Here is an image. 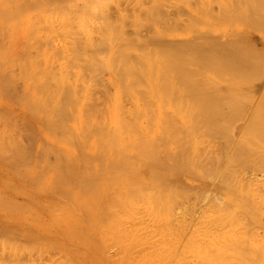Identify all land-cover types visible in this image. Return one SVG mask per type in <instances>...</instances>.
<instances>
[{
  "label": "rangeland",
  "instance_id": "obj_1",
  "mask_svg": "<svg viewBox=\"0 0 264 264\" xmlns=\"http://www.w3.org/2000/svg\"><path fill=\"white\" fill-rule=\"evenodd\" d=\"M0 1H2V0H0ZM24 1H26V0H21V4H23L24 3ZM29 2H30V4H32V2H33V4H32V6H31V9H30V7H29V4H28V7H29V9H28V7L25 9V8H23V10L21 11V14H20V16L19 17H16L15 19H12L11 21H10V23H11V26H12V29H13V27H15L17 30H11V31H15V34H17L15 37H16V39L18 40H16L17 41V43H16V41H15V38H13L12 40H11V42H13V40L15 41V43L17 44H15V43H12V44H14V45H12L13 47L14 46H16L15 48H17V49H14V52L16 53V54H14V55H17L18 56V58H16V60L18 59V62H16L17 64L16 65H14L13 66V68L11 67V69L12 70H9L10 71V73L11 74H13L16 78H17V81L15 82V87H13L12 88V91H10L9 93L7 92V94H9V95H6L5 96V94H3V92L4 91H2V93H1V91H0V96L2 97H0V99L1 100H3V101H1L0 100V118H1V116H4L3 117V120H4V126H2V125H0L1 127H2V133H0V137H1V135H2V137L3 136H5L6 134V136H10V139L13 141V139L12 138H14L15 136H19V140H18V138H17V140L18 141H20V139H21V145H20V142L18 143L22 148H24L25 146V149H23V150H21V151H19L20 153L22 152L23 153V151L24 150H26V154L24 153V155L22 154V156L20 157L21 158V160H20V158L18 159V161L15 159V161H14V156H12V154L14 153V155H18L17 157H19L20 155L19 154H15V152L16 151H14V149L18 146L19 147V145H14V144H16V142H18V141H16L14 144H13V146L14 147H12L11 148V146H10V150H12V151H14V152H11L10 151V153L9 152H7V151H9V148H4V147H6L9 143H11V142H9L10 140H9V138H6V137H4V138H6L7 140H5V141H8L9 143L8 144H6L7 142H3L4 141V139H3V143H5V145L6 146H2L1 144H3V143H1L0 144V150H3V148H4V150L5 149H8L6 152H7V154H5V155H3V153H2V155L5 157H3V156H0V263H2L1 262V260L4 262V263H2V264H32L33 262V264H60L61 262H63L64 264L66 263V262H68L70 259L71 260H75L76 261V259H73V257L75 258V256L77 255V252L79 251L78 249L80 248V251H81V249H82V252H83V254L81 253V255H80V253H79V255L80 256H78L77 255V257H79L82 261H84L83 260V257H82V255L83 256H85V257H87V258H85V259H89L88 257L90 256V258L92 257V259L94 260V258L96 257V254H93L94 252L93 251H95V252H98V257L100 258V257H102V258H100L101 260L100 261H102V259H103V262H102V264L104 263V260L106 261L104 264H107L108 262H109V264H113V261L110 263V261L113 259V258H116V259H118V258H121L120 257V255H122V256H124L123 255V253H121L120 254V250H121V247H120V250L118 249V247H116V245H115V243H118V240H116V242L114 243L113 241H114V239H113V241H110L109 239L110 238H107L106 239V244H107V246H105V245H102V243H101V245H98V239H99V235L97 234L99 231L98 230H96V233H94L93 231H95L94 229L96 228L95 226H96V224H97V221L98 220H96L95 222L96 223H94V225L95 226H90L91 224L93 225V223H91V224H89L88 222H91V221H93L94 222V220H95V218L96 217H98L99 216V214H97V211H98V213H99V210H97V209H99L98 208V206L97 205H103V201H105V199L108 197V195L109 194H106L103 198H102V201H101V203L99 202V200L97 201V202H99L98 204L96 203V197L94 198L95 200L93 201V202H90V204H87V202L86 201H92V199L93 198H89L88 196H85V198H88V199H86V200H84L85 201V203L87 204L86 206H87V208H88V205L89 206H91V207H89L90 209H91V211H93L92 213H90V209H88V210H85V207L86 206H84L83 205V207L82 206H78L80 203H78V205L76 206V204L74 205V206H72L73 205V203L76 201V200H79V198H77V197H79V196H77L76 197V194L75 195H73L74 194V192L76 191V190H78V191H80L81 192V190H80V188H77V189H75L74 187H78V185H77V181H76V178L75 177H77V176H74L72 173H70V172H68L67 170H66V172H68V176H66L67 174H65L66 172L65 171H63V173L61 172H58V171H60L63 167V170H65V164L67 165V163H69L70 162V167L73 165V163H72V165H71V162L73 161L74 162V159H76L78 156H77V154L75 153V152H73V153H71V154H73L72 155V157L71 158H74V156H75V158L72 160V161H69V162H65L64 160L66 159V161H68V158L67 157H69L68 155H66L67 153H66V151L68 150V149H70V148H68V146L69 147H71V146H74V145H72L69 141H73V142H75L76 141V139H75V141L73 140L74 138H72L71 137V139L72 140H65V139H67V138H69V136H71L70 135V133H71V131L72 130H74L76 127H75V124H77V123H79V120H78V117H75V116H78V113L76 114L75 113V111L76 110H73L75 107H78V106H75V100H76V98H77V104H79V105H81L80 107L81 108H83V110L84 109H89L90 107H89V104H90V106L92 107V106H95V104H91V103H89L88 105H86V104H83V102L86 100V98L85 97H82V93L84 94V91H85V89H86V93L88 92L87 91V88H88V90L90 91V92H92L91 93V96H93V97H91V96H89L90 98H92V100H93V98L95 99V97L97 98H99V96H96V95H98V94H103V95H100V96H102V97H104V98H102V97H100V103L101 104H103L102 102L104 101V104L106 105L107 103H105V100H106V102H108V98H110L111 99V97H108V98H106V96H111V94H112V97H113V91L115 92V86H114V84L111 82V80H110V78H111V72L107 69V68H104L103 69V67H102V65L103 64H101V62H100V64H97L95 61V56H94V54L92 55L91 54V50L89 49L90 47H91V49H94V45H95V42L94 41H97L96 43H98V41H100V39L101 38H103V37H105L103 34H104V30H105V26L107 25V24H109V22H111L112 23V25L114 24L115 25V23H116V25L114 26V27H116V28H119V27H122V31H124V33H125V36L128 38V37H130V39H137L139 36L138 35H140V34H142V35H140V37L142 36V38H140L139 37V39L140 40H142V41H144V39L146 40V41H148V38H149V42H150V46H148V47H151L150 49L147 47V49L148 50H150V52L152 51V52H157L158 50H163V46H165V45H156L155 43H153L152 41H151V38H153V36L155 35V37L157 36L156 35V33L158 32V30H159V32L157 33L158 34V36L161 34L160 32H168V33H166V36H165V34H164V39H165V41L166 42H168V44H169V42H171V43H173L174 42V44L176 45V43H177V45H178V43L180 44V43H185V42H187L186 40H190L191 38V40L190 41H193V37H194V39H196L197 38V41H200L202 38H204V39H202V41L204 40V41H206L205 39L209 36L210 37V35H211V39H213V38H215L214 37V34L216 33L217 35L218 34H220L219 36L220 37H223L224 36V33H225V37L227 36V38H229V39H231L230 38V36L233 38V37H236L238 34H237V32L239 31H237L236 29H240V33H239V35L241 36V34H247L248 32H252V30H250L251 29V25L249 24L250 22H252L253 20H255L256 19V17L255 18H253V19H250V17H248L249 15H247V17L246 18H244V20H243V16L244 15H246V14H251L252 13V11L254 12V15L255 14H257L256 16H258L259 18H257L256 20H258V19H260V20H258L257 21V23L259 22H263L264 21V18H262V17H264V13H262V12H264L263 10H264V0H256V1H258V3L260 4V5H262L261 7L260 6H257V5H259L257 2H256V6L254 7V5L255 4H253V3H255L254 1H253V5H252V7H251V0L249 1H247L246 2V0L245 1H243V0H230V1H232V2H230L229 0H223L224 1V3L222 2V0H157V1H155V0H139V1H134V0H109V1H104V0H101V1H104L105 2V5L103 4V6H101V4L103 3V2H101L100 0H49V2L46 0V3H45V0H35V1H33V0H28ZM40 3H39V2ZM66 1V2H65ZM112 1V2H111ZM129 1V2H128ZM130 1H132V2H130ZM134 1V2H133ZM143 2V3H140V2ZM163 1V2H162ZM221 1V2H220ZM228 3H226V2ZM238 1H239V3L240 2H242V3H240V4H247L246 5V9L244 8L245 6H243L242 8V12H243V10L245 11L244 13H246V14H242V12H241V10H240V12H239V10H238V8L240 7V6H242V5H239V3H238ZM34 2H38V3H34ZM50 2H51V4H50ZM117 2V3H116ZM158 2V3H157ZM246 2V3H245ZM250 2V3H249ZM262 4H261V3ZM1 3V2H0ZM42 3H45V5H43ZM98 3V4H97ZM101 3V4H100ZM220 3V4H219ZM222 3V4H221ZM249 3V4H248ZM20 4V3H19ZM20 4V5H21ZM26 5H27V2L25 3ZM24 4V5H25ZM38 4H39V6H38ZM42 4V5H41ZM96 4V5H95ZM227 4V5H226ZM232 4V5H231ZM237 4V5H236ZM36 7L37 6V8H34V6ZM41 5V6H40ZM48 5H50L49 7H48ZM57 5V6H56ZM66 5V6H65ZM77 5H78V9H77ZM88 5V6H87ZM142 5V7H144V8H140V6ZM210 5V6H209ZM220 5H221V7H220ZM222 5H224V6H222ZM235 5H236V7H235ZM23 6V5H22ZM68 6H71V7H69V9H72V12H71V10H69L67 7ZM95 6V9L94 10H96V8H97V12H95V14L96 15H91L92 13H94V10H92L93 9V7ZM108 6V7H107ZM118 6V7H117ZM232 6H233V8H232ZM250 6V7H249ZM40 7V8H39ZM53 7H54V9H53ZM59 9H58V8ZM74 7V8H73ZM105 7H106V9H105ZM210 7V8H209ZM220 7V8H219ZM228 7V8H227ZM248 7V8H247ZM257 8L256 10H258V8L259 9H263V10H259V11H254L253 9H251V8ZM49 8H51V10L49 9ZM55 8H56V10H55ZM76 8V9H75ZM89 8V9H88ZM208 8V9H207ZM228 10H227V9ZM235 8V9H234ZM41 9H44V10H42L43 12H42V14H43V16H41L42 14H40V11H41ZM47 9V10H46ZM50 10V12H52V13H54V12H56V13H54V14H56V16H58V12L60 13V11H61V14H64L63 12H62V9H63V11L66 13V15L67 16H69V17H67V16H65V14L62 16L63 18H61V17H59V18H61L60 20H61V22H59L58 21V23H56L54 20H53V25H52V21H51V23H50V26L48 25L49 23H47V21H48V19H50V18H48V17H50V16H48V15H51L50 14V12H49V10ZM84 9V10H83ZM120 9V10H119ZM138 9H139V11H138ZM142 9V10H141ZM145 9V10H144ZM204 9H207V10H205L204 11ZM210 9V10H209ZM225 9V10H224ZM233 9V10H232ZM239 9H241V7L239 8ZM248 9V10H247ZM250 9H251V12H250ZM33 10V11H32ZM55 10V11H54ZM83 10V11H82ZM87 10V11H86ZM155 10V11H154ZM247 10V11H246ZM46 11H47V13H46ZM68 11L70 12V13H73V14H70V13H68ZM78 11V12H77ZM89 11V12H88ZM90 11H91V13H90ZM99 11H100V13H99ZM142 11H144V12H142ZM214 11V12H213ZM234 11V12H233ZM236 11H238V12H236ZM249 11V13H247ZM262 11V12H261ZM77 13V15H76V13ZM86 12H88V13H90V15H86L85 13ZM145 12H146V14H145ZM152 12H154V13H151ZM199 12V13H198ZM205 12V13H204ZM209 12V13H208ZM217 12V13H216ZM223 12H225L224 14L225 15H223L222 13ZM237 14H236V13ZM259 12H260V14H261V16H260V14H259ZM37 13L39 14V15H37ZM68 13V14H67ZM83 13H84V15H83ZM87 13V14H88ZM109 13V14H108ZM111 13V14H110ZM158 13V14H157ZM203 15V17H202V15ZM215 15H214V14ZM220 15H219V14ZM230 13V14H229ZM73 15V16H70V15ZM108 14V15H107ZM149 14H151V16L153 15L154 16V19L149 15ZM195 14H196V16L197 17H195ZM206 14V15H205ZM208 14H210L209 16H208ZM234 14V15H233ZM243 15V16H240V15ZM34 15H36V16H34ZM44 15H46V16H44ZM82 15L83 16H86V17H89V16H92V18L91 17H89V22L88 21H86V18H85V20L84 21H86V22H88L87 24L86 23H83L84 21H82V18L84 19V17H82ZM132 15V16H131ZM201 15V16H200ZM216 15H217V17H216ZM230 15V16H229ZM238 15H239V17H238ZM254 15H252L251 14V16L252 17H254ZM32 16H34V17H32ZM55 16V15H54ZM55 16V20L57 19V17ZM94 16L96 17L95 19H94ZM109 16V17H108ZM111 16V17H110ZM113 16V17H112ZM156 16V17H155ZM162 16V17H161ZM215 16V17H214ZM222 16V17H221ZM229 16V17H228ZM32 17V18H31ZM42 17H45V18H42ZM71 17V20H72V18L74 19L73 20V22H68V21H71V20H69L68 19V21H67V19L66 18H70ZM128 19H127V18ZM133 17V18H132ZM148 19V20H146V18ZM207 17H210V18H207ZM213 17V18H212ZM233 17V18H232ZM235 17V18H234ZM242 19H241V18ZM31 18V19H30ZM33 18H34V20H33ZM48 18V19H47ZM53 17H52V15H51V19H52ZM110 18V19H109ZM121 18V19H120ZM139 18V19H138ZM142 18H144V21H142L143 19ZM155 18H157V19H155ZM163 18H165V19H163ZM202 20H201V19ZM206 18V19H205ZM218 18L220 19V20H218ZM237 18V19H236ZM28 19V20H27ZM42 19V20H41ZM43 19H45V20H43ZM54 19V18H53ZM66 19V20H65ZM77 19V20H76ZM93 19L95 20V21H93ZM97 19V20H96ZM101 19V20H100ZM126 19V20H125ZM159 19V20H158ZM198 19V20H197ZM200 19V20H199ZM210 19V20H209ZM211 19H213V20H211ZM239 19V20H238ZM246 19L247 20H249L250 19V21H246ZM261 19H263L262 21H261ZM30 20H32V21H30ZM38 20L39 21V23H38V21H37V24H36V21ZM62 20H64V21H62ZM88 20V19H87ZM136 20H139V21H142V23L141 22H139L140 24H143L144 23V25L143 26H141L140 24H136V23H138ZM205 20V21H204ZM236 20V21H235ZM241 20H243V21H241ZM26 21V22H25ZM34 21V22H33ZM44 21V22H43ZM68 22L67 24V27L65 28V26L66 25H62V24H60V23H63V22ZM90 21L92 22V23H90ZM106 21H108V23L106 22ZM125 21H127L126 23H125ZM135 21V22H134ZM213 21L214 22H216L217 24H213ZM223 21V22H222ZM225 21V22H224ZM228 21V22H227ZM230 21H231V24H229L230 23ZM244 21H246L248 24H246V22L244 23ZM26 23V26H25V23ZM31 22V25L29 24V23ZM33 22V23H32ZM48 22H50V20L48 21ZM107 24H106V23ZM130 22V23H129ZM147 22V23H146ZM202 22V23H201ZM235 24H234V23ZM256 21H254V24L252 23V25H255L256 26V29L254 28V27H252V28H254V32H250L253 36V38L252 37H250L251 38V41H249V44L251 45V47H253V48H251L250 47V45L248 44V42H247V44H244V43H246V42H241V41H243V40H246L244 37L245 36H247V35H245L244 34V36H241V39H240V37L238 38V36H237V38L240 40V42H241V44L243 43L244 45H246L245 46V48H248L249 47V51L247 50V49H243V46H242V48L241 47H237L236 46V48H241V49H239V50H241L240 52H242L243 53V51H245L244 53H245V57H246V60L248 61V59H249V61L248 62H250L251 63V65L252 64H254L255 66H254V68H256V70H257V73H256V75H253L254 77H256L257 76V78H255V79H260V81H258L257 80V82H255L256 80L255 79H249V81L248 80H245V81H242V79H241V77L240 78H238V76H240V75H238L237 76V78H238V80L239 79H241L239 82H241V84L239 83V82H237V85H241V87H243L242 88V92L244 93V91H246L247 89L249 90V89H251L250 91H252L254 94V96L252 97L251 96V94H252V92H248V90H247V92H245L243 95H239V94H241L240 92H241V89H238L239 87H237V90H236V82L234 81L235 79V75L238 73L239 74V72L237 71V73H236V67L234 66H232V67H230V68H232V70L231 69H229L228 67H226V65H225V63H224V61H223V67H224V69L225 68H227V69H223L224 71H228V70H231V71H233L232 73H229V72H227L228 74H233V73H236L234 76V78H230V77H233V75L232 76H230V75H228L226 72L224 73V72H222L221 73V70H220V66H219V63L218 64H216L217 62H215V64H216V70H218V71H220V73L219 72H217L216 71V73H218L220 76H221V74L223 75V76H221L222 78L224 77V75H226V77L225 78H223V79H225V81L223 80V79H219V78H221V77H218V79L216 78L217 76H216V74L214 73L215 71H214V68H212V67H210L211 69H213V71L211 72V73H214V75L216 76L215 78L214 77H212L211 79L209 78V76H207L208 75V73H206V72H209L207 69V65H203V67H201V68H203V69H205V68H207V69H205V70H207L206 72H205V70L203 71V72H205L206 73V78H205V82H207V85L206 86H208V87H204L205 85H203V87H204V90H205V88H206V90L207 89H209L210 90V86H211V88L213 87L211 84H212V82L214 81L216 84V86L214 85V88H215V90L216 89H219V91H223L222 93H223V95L222 96H225V97H229V93H237L238 94V92H239V98L241 99H243V106L245 107H243V109L245 110V112H244V110H243V112L244 113H239V112H237V106H234V109H232L233 108V105H230V106H228V109L226 108V110H224L225 112H222L221 113V116H220V113L219 114H217V119H213L212 121H214L213 123L214 124H212V122H210V123H208L209 125H207V123L205 124V122H204V124H203V122L199 125V127H198V125L196 124V120H195V118L196 117H194L195 116V114H193V113H191V110L189 111V113H188V109H187V111H186V113L188 114V116H191V117H188L187 116V114L185 113V115L186 116H182L181 114H180V116H181V118H183V117H187V118H189V119H187V120H189V123L187 122V120L185 119L184 120V118H183V120H180L179 121V119H180V116H178L177 115V113H178V111L180 110H184V108H182V107H184L183 105H184V103H180V104H182V105H180L179 104V102L178 101H176V100H174V102H173V104H172V102H171V104H172V106L175 104V102L177 103V104H179L178 106H177V104H175L176 105V107H175V111H176V108H178L179 109V107L181 108V109H177V113H175L177 116H174L173 115V113L175 112L174 111V106L171 108L170 107V102L168 103V101H169V97L167 96V95H165L164 97H166L167 98V102H166V100L164 99V97H163V99H162V94H160V93H154L155 94V98L157 99V101H159L158 99H162V100H160L159 102H156V100H155V98H151L150 97V102L152 101V99H154L153 101L154 102H156V103H154V105H153V102H151L152 103V105L153 106H155V107H153L151 110H153V109H157V110H155L156 111V113L154 114L155 115V121L157 122V124L155 123V121H152L153 123H150V124H148V122H151L150 121V119L148 120V118H147V124H148V126H150L151 124V126H152V128H151V126H150V128H147V129H156V132L155 131H153L154 133L153 134H155V133H157V125H160V124H163V123H165L163 120L162 121H160L159 119H162L163 118V116L165 115V113L166 112H168L167 114H169L170 112L172 113H170L169 115L171 116V115H173V116H168L167 114H166V116H164V117H166V118H168L167 120L168 121H171V119L174 121L173 123H172V121L171 122H167L166 121V123L167 124H172V126L173 127H175V123H176V128H175V130H178V131H173V132H177L178 133V136H177V133L175 134H173V132H172V134L174 135V141H172V139H173V135H169V133L167 132V139H168V137L169 136H171L172 137V139H171V137H170V139H171V141H170V139H169V141L170 142H168L167 141V139L165 140L167 143H165V141L163 142V140H164V138L161 140V138L164 136V137H166V134H162L161 132L162 131H160L161 130V128H163V127H160V126H158V129H160L158 132H159V135L160 134H162L161 135V137L159 138L161 141H159V145L161 144V145H163L162 147H159L158 148V143H157V141L159 140H157V138L159 137L158 136V134H157V136H156V134H155V136L157 137H155L154 139H153V141H152V139H151V141H152V143L150 142V143H148L149 145L150 144H154L153 145V147L155 146V147H157L158 149H159V151H161V153L162 154H159L160 156L161 155H163V153L165 152V154H166V156H168L167 158H168V162H167V164L165 165L164 163V165L165 166H167V165H169V166H167V167H169V170H168V168L166 169L165 168V166H163V164L162 165H159L160 164V162L161 161H157L156 162V159H158V158H160V156H158L157 158H154L153 159V161L151 162L150 160H152L151 158H153V157H149V159L147 158V162H149V163H147L148 165L147 166H150L149 164H151V169L148 167L147 168V172H148V174L147 175H149V169H150V175L149 176H153L152 178H150L149 176H147V192L149 191V192H151V195H152V193H154L155 195L157 194V197H155L154 195H150L151 196V198L150 199H152V198H155V200L156 199H158L159 200V198H160V195H161V191H162V195L161 196H163L162 198H160L161 200L163 199V201H161V200H159V201H155L154 199L151 201V202H153V201H155V202H153V203H151V202H149V200H148V202H147V206H148V210L149 211H151V212H153L152 211V208H153V210H154V207L153 206H155V208H156V210H155V212L156 211H158V210H160L161 211V213H160V216L159 215H155L157 218H160V221H159V219H156V221H155V218H153L154 216V214H159V213H150L149 211H147V212H145V210H144V213H147L146 215H145V217H144V215H142V217H144L145 218V220H146V222L148 223V224H146V223H144L145 222V220L144 219H142L141 217H140V215L141 214H144V213H142V210L141 209H144V208H139L137 205V208H136V206H135V208L134 209H136V210H141V211H135V213L133 214L135 217H137L138 215V217H137V219L140 217V220H137L136 218H135V220L134 219H132V220H134V222H136V220H137V222L136 223H138V221H142L143 220V222H142V225L140 224V226H137L138 228V230H139V227H144V228H147L146 230L148 231V233H147V231L144 229V228H140V231H142L143 229V231L142 232H144V231H146V233H143V235L145 234H147V237H148V239H149V241H151L152 239L151 238H154V239H156L155 237H157V236H159V237H157V239L156 240H158V243H163L162 244V246H161V244H158L157 242H156V240H155V242L158 244V245H160V246H157V247H163V246H165V250L163 251V248L161 249L162 250V255H163V257H164V259L162 260V261H159V263L160 262H163L162 264H173V262H175L174 264H233V262H234V264H264V124H261V123H259L260 125H258V124H253V123H249L248 121L250 120V118L251 117H253L254 116V114H255V110H256V108H257V106L258 105H261V107L259 108V109H264V105L262 106V104L264 103V101L263 100H259V98H264V76H262V74H263V72H262V74L260 75V73H261V71H264V66H262L261 64H262V61L264 60L263 58H264V56H262L263 54H264V31H262V29L261 28H264V23H263V25L261 24V28L260 27H258L259 25L257 24V23H255ZM42 23H43V25H42ZM73 23V24H72ZM85 24V26L87 27V29L89 30L88 32L89 33H87V31H83L84 29H82L81 30V28H79L80 27V25L81 24ZM95 23V24H94ZM99 23H100V25H99ZM133 23V24H132ZM219 23V24H218ZM222 23V24H221ZM71 24V25H70ZM102 24H104L103 25V27L101 26ZM106 24V25H105ZM132 26H131V25ZM147 24V25H146ZM228 26H227V25ZM243 25V27L241 26V25ZM247 26H249L250 25V29L249 28H247L248 30H250V31H248L247 29H245L246 28V25ZM33 25V26H32ZM37 25V26H36ZM134 25V26H133ZM169 25V26H168ZM216 25V26H215ZM218 25V26H217ZM219 25H220V27H219ZM223 25H225V26H223ZM238 26V28L237 27H234V26ZM25 26V27H24ZM32 26V27H31ZM63 28H62V27ZM97 26V27H96ZM139 26H141V27H139ZM147 26V27H146ZM164 26H166V27H164ZM232 26V27H231ZM239 26H240V28H239ZM245 26V27H244ZM35 27H37V28H35ZM40 27V28H39ZM43 27V28H42ZM53 27H55V29L53 30ZM81 27H83L82 25H81ZM96 27V28H95ZM101 27H102V29H101ZM153 27V28H152ZM160 27H162L163 29H164V31H160L162 28H160ZM168 27V28H167ZM217 27V28H216ZM224 29H223V28ZM230 27L232 28V29H230ZM258 27V28H257ZM14 28V29H15ZM43 30H42V29ZM49 29V30H47V29ZM85 28V27H84ZM101 29V33H100V29ZM158 30H157V29ZM227 28V29H226ZM246 30H244V29ZM260 28V29H259ZM29 29V30H28ZM40 31V32H38V30ZM45 29V30H44ZM51 29V30H50ZM86 29V28H85ZM86 29V30H87ZM97 29V30H96ZM137 29V30H136ZM226 29V30H225ZM235 29V30H234ZM241 29H242V31H241ZM24 30H25V32H24ZM34 30V31H33ZM174 30V31H173ZM216 30V31H215ZM218 30V31H217ZM222 30H225V31H222ZM231 30H233L232 32H233V34L235 33V31H237L235 34H237V35H231V33H230V31ZM264 30V29H263ZM10 31V32H11ZM22 31H23V33H26V37H25V34H23L22 35V37H21V33H22ZM30 31V33L32 34V32H36V33H33V35L34 36H32V38L30 39L29 38V41H27L28 40V36H27V33ZM51 31V32H50ZM82 31V32H81ZM97 31V32H96ZM103 31V32H102ZM136 31V32H135ZM156 31V32H155ZM172 31H173V33H172ZM208 31H210L209 33H208ZM228 31H229V33L230 34H228ZM245 31V32H244ZM44 32H46L45 33V35H44ZM48 32V33H47ZM85 34H84V33ZM99 32V33H98ZM170 32V33H169ZM208 33V34H206V35H208V36H206V38H205V36H203L205 33ZM214 32V34H212ZM12 33V32H11ZM29 33V34H30ZM37 33H38V35H37ZM41 33V34H40ZM86 33H87V36L89 37H87L86 36ZM98 33V34H97ZM128 33V34H127ZM137 33V34H136ZM139 33V34H138ZM153 33H155V34H153ZM227 33V34H226ZM250 33H248V36H250ZM257 33V34H256ZM13 34L14 33H12V37H13ZM43 34V35H42ZM52 34V35H51ZM89 34V35H88ZM133 34V35H132ZM167 34H169L168 36H167ZM188 34V35H187ZM198 34V35H197ZM200 34V35H199ZM98 35V36H97ZM100 35H102L103 37H101ZM134 35H135V37H134ZM195 35H197L198 37H202L201 39L199 38V40H198V37L197 36H195ZM202 35V36H201ZM17 36H20V37H18L17 38ZM30 36V35H29ZM30 36V37H31ZM37 36V37H36ZM49 36V37H48ZM52 36V37H51ZM90 36H91V38H90ZM133 36V37H132ZM136 36H138V37H136ZM145 36V37H144ZM152 36V37H151ZM216 36V35H215ZM219 36H217L216 38H215V40H218L217 42H219V40H221L222 38H220ZM247 36V37H248ZM11 37V38H12ZM27 38L26 40H24L23 38ZM33 37H34V40L36 39V40H38V41H34L33 40ZM97 37H99L100 39L98 40V38ZM154 37V38H155ZM224 37V38H225ZM39 38V39H38ZM94 40H93V39ZM153 38V39H154ZM166 38H167V40H166ZM187 38V39H186ZM223 38V39H224ZM250 38H247V39H250ZM263 38V39H262ZM90 39V40H89ZM129 39V38H128ZM179 39V40H178ZM186 39V40H185ZM226 39V38H225ZM234 39V38H233ZM236 39V38H235ZM238 39H236L235 40V42L237 43L236 45H241V44H238L239 43V40ZM20 40V41H19ZM40 40H41V42H40ZM47 40V41H46ZM49 40V41H48ZM92 40H93V42H94V45H91L90 44V42L92 43ZM171 40V41H170ZM226 40H228V39H226ZM8 41V40H7ZM6 41V42H7ZM31 41V42H30ZM89 41V42H88ZM145 41V42H146ZM201 41V43H203ZM26 42H27V44H28V46H27V44H26ZM38 42V43H37ZM43 42V43H42ZM85 42V43H84ZM148 42V43H149ZM189 42V41H188ZM225 42V41H224ZM252 44H251V43ZM254 42H255V44L257 45H254ZM31 43H34L33 45L31 44ZM37 43V44H36ZM42 45H41V44ZM51 43V44H50ZM74 43H76V45L78 46V45H80V47H79V49H78V47L76 48L75 46H74ZM78 43V44H77ZM87 43H89V45H91V46H89ZM153 43V44H152ZM170 43V44H171ZM223 43V40H221V44ZM43 44H44V46H43ZM174 44H172L173 46H174V50H175V45ZM186 44V43H185ZM185 44H182L183 46H186ZM199 44H200V42H199ZM204 44V45H203ZM202 45H201V47L204 49V46L206 47L204 50L205 51H207L208 50V45L206 46L205 44H206V42H204ZM220 44V42H219V45H221ZM2 45V44H1ZM0 45V46H1ZM26 45V46H25ZM34 46V47H36V48H33V47H31V46ZM38 45H39V47L41 48V51L39 50L40 48H38ZM89 46L88 47V49L91 51V52H88V50H86L87 48H84V49H81V47H83V46ZM149 45V44H148ZM154 45H156V47L155 48H157V49H155L153 46ZM247 45H249L248 47H247ZM42 46V47H41ZM94 46V47H93ZM157 46H161L160 47V49L157 47ZM173 46H172V48H170V45H168L167 46V44H166V47H164V49H172V52H173ZM179 46H181V45H179ZM188 46V45H187ZM28 47H31L30 49L28 48ZM153 47V48H152ZM167 47H169V48H167ZM178 47V46H177ZM176 47V48H177ZM221 47V46H220ZM219 47V48H220ZM233 47H235V46H232V48ZM38 48V49H37ZM59 48V49H58ZM22 49V50H21ZM43 49V50H42ZM47 49V50H46ZM50 49V50H49ZM77 49V50H76ZM152 49V50H151ZM155 49V50H154ZM186 49H188L187 50V53H188V55L189 54H191V55H193V53H194V49H191L190 48V46H188V47H185L184 49H183V51L184 50H186ZM243 49V50H242ZM258 49V50H257ZM25 50V51H24ZM34 50H35V52L37 53V54H34L33 52H34ZM39 50V52L41 53L42 51H43V53H41L42 54V56L40 57V55H39V52H37ZM52 50V51H51ZM59 50H60V53H59ZM148 50H147V52H148ZM157 50V51H156ZM192 50H193V52H192ZM228 51H229V49H227ZM234 50H235V48H234ZM253 50H254V52H253ZM32 51V52H31ZM190 51V52H189ZM209 51V50H208ZM247 51V52H246ZM257 52V55L258 56H260L259 54H261V57H258V61L259 62H256L255 61V57H257V55L255 54L256 52ZM13 52V53H14ZM59 54H58V53ZM149 52V53H150ZM185 52V51H184ZM219 52V51H218ZM249 52H250V54H249ZM57 53V54H56ZM94 53V52H93ZM169 53V52H168ZM186 53V52H185ZM184 53V54H185ZM220 53V52H219ZM32 54V55H31ZM44 54H45V57H44ZM55 54H56V57H55ZM62 56H61V55ZM183 53H182V55H184ZM195 54V53H194ZM249 54V55H248ZM27 55V56H26ZM30 55V56H29ZM39 55V57L36 59V56H38ZM58 55H60V57L58 56ZM88 55V56H87ZM96 55V54H95ZM172 55V54H171ZM188 55H184V57H189ZM190 55V56H191ZM248 55V56H247ZM256 55V56H255ZM90 56V57H89ZM94 56V57H93ZM97 56V55H96ZM106 56V55H105ZM104 55H101V56H98L97 58H99V57H101L102 59H104V58H106V57H108V56H106L105 57ZM149 56H150V54H149ZM169 56V55H168ZM179 57H180V55H178ZM193 56H195V55H193ZM250 56V58H247V57H249ZM15 56H13V57H11V61L13 60V59H15L14 58ZM152 57H153V53H152ZM166 57H167V55H166ZM174 57H176V54H175V56L173 55V59H174ZM184 57H182L181 56V58H183V59H185ZM192 57V56H191ZM225 58H226V56H224ZM263 57V58H262ZM40 58V60H41V65H43V66H41L42 68L41 69H39V70H41V72H42V74H44V78H45V80H46V78H47V80L45 81V80H43V81H45L46 83V86H49V85H53V87L55 86L56 87V90H57V86L58 85H60V84H58L57 82L58 81H60V80H63V82H67V83H65V85L66 84H68V83H70L71 84V86L72 85H74L75 87H77L76 88V90H75V92H77V93H80L79 94V99L80 98H83V102L81 101V99H80V102H81V104H80V102L78 101V97L76 96V98H75V100H73L74 102H73V105L75 106V107H73V109H72V111L75 113V115H74V113H73V115H72V113H71V116H70V112H72V111H70V109L72 108V106H68V107H70L69 109H68V107H66L65 108V112H64V114H63V116H67V119H66V116L64 117V119H66V120H68L69 122H67L66 120H64V125L66 124V122H67V124L66 125H68V127H70L71 129H69V131H70V133H67V132H69V131H67V132H64L63 134L64 135H66V133H67V135L69 134V136L68 137H64V139L63 138H61V139H63V140H65L64 142H66L67 141V143H65V144H63V146L65 145V148H66V144H71V146H70V144L69 145H67V148L68 149H65V151H64V149H62V148H64V147H62V148H60V149H62L63 151H64V155L65 156H67V157H65L64 155V157H65V159L64 160H61L62 158H63V156H62V154H61V156H62V158H60L59 156H57V155H55V153L56 152H59V151H55L54 153H53V155H52V153H51V155H50V153L48 152V149L50 148V152H52V147L51 146H55V144L56 143H60L61 141H59L58 142V139H57V137L60 135V134H57V133H60V132H57L56 134L54 133L52 136H56L57 135V137H51L50 135H48V130H44V128H45V126L43 127V126H40L41 124H42V121L43 120H45L46 118H45V116L47 115H45V116H43V118H45V119H42V117H41V119H42V121H41V119H40V123H39V117H40V115H44V114H41V112H40V114H38L39 115V117H37L36 119H35V117H33V119H32V117H31V115H30V113L29 112H27V110H25V107L23 108L22 107V104L17 100V98H16V96H18V94L20 93V94H24V92L26 93L28 90H27V88H31L32 90L34 89V86H39L41 83H37V81H35V79H33L32 81H30V82H28L29 80L27 79L26 81L28 82V83H30V84H37V85H33V86H31V87H29V85L27 86V84H25V80H23V76H24V73H23V70H25L26 69V67L24 66L25 65V63L26 62H28L29 60H31V61H33V62H35L34 60H38ZM47 58V59H46ZM150 58H151V56H150ZM154 58V57H153ZM153 58H151V60H153ZM162 58H165V55L163 54V57L161 56V60H162V62L164 61ZM169 58H171V57H169ZM168 57L165 59L166 61L165 62H167V60L169 59ZM190 58V57H189ZM33 59V60H32ZM56 59V60H55ZM59 59V60H58ZM95 61H94V60ZM100 59V58H99ZM102 59H100V61L102 60ZM221 59H223V57L221 58ZM260 59V60H259ZM58 60V61H57ZM61 60V61H60ZM70 60V61H69ZM88 60H93L91 63H95V64H97L96 66H98V65H100L102 68H100V71L102 70V72L104 71V70H106V72L105 73H100L99 71H97L95 68H97L98 69V67H95L94 68V70H96L98 73H100V75L102 74L103 76L102 77H105L104 79L106 80H108V82H106V81H104V79L102 80V82L104 81V85H105V82H106V85L105 86H107V83H109L110 85H108V87H110V88H106L104 85H103V83L102 84H100L99 82V84L101 85L100 87H99V90H98V88H96L99 84H96V82L94 83L93 81L96 79L95 77L97 76V78H100V76H98V75H96V76H94L93 77V75H95V73H93V75H91L90 73H88L89 71H87V68H90V67H86V61L88 62ZM98 60V59H97ZM159 60V59H158ZM224 60V59H223ZM254 60V61H253ZM54 61V62H53ZM72 61H73V63H74V61L76 62V63H72ZM160 61V60H159ZM159 61H157V63H156V73H154V75L155 74H157V72H158V68H162V67H159L160 65H161V61H160V63H158ZM169 61H172V59L171 60H169ZM66 62H68V63H66ZM255 62H256V64H255ZM39 62H37L36 61V63H34V69H35V67L37 66V64H38ZM55 63V64H54ZM61 63V64H60ZM63 63V64H62ZM164 63V62H163ZM257 63L259 64V66L257 67ZM27 64V66H29L28 64H30V62L29 63H26ZM51 64V65H50ZM67 65V67L66 66H64V65ZM68 64H73L72 66H68ZM94 64V65H95ZM157 64H160V65H157ZM166 64V63H165ZM221 64V63H220ZM39 65V64H38ZM51 66V67H49V69L50 68H52V69H47V71H50V73L49 72H47L45 69V67L44 66ZM58 65V66H57ZM74 65H77V68H76V66H74ZM87 65H90V61H89V64H87ZM217 65L219 66V67H217ZM23 66L25 67V68H23ZM63 66H64V68H67V69H69L72 73H70L69 72V70L67 71V69H65L68 73H70V75H71V77L70 78H68V76H70V75H68L67 74V72H66V74L64 73L65 71L63 70V72H62V70L60 71L59 70V68H61V69H63ZM92 66V65H91ZM158 66V67H157ZM190 67H191V65H189ZM38 67V66H37ZM44 67V68H43ZM86 67V68H85ZM193 68H194V65L192 66ZM246 67H248V66H245V71H248L249 70V67L248 68H246ZM261 67H262V69H261ZM29 68V67H28ZM31 68V67H30ZM54 68H55V70H54ZM84 68V69H83ZM195 68H196V66H195ZM210 68H209V70H210ZM219 68V69H218ZM233 68H235L234 70H233ZM45 71H44V70ZM86 69V70H85ZM93 69V68H92ZM221 69H222V67H221ZM239 69H241V68H239ZM243 69V68H242ZM259 69L261 70V71H259ZM14 70V71H13ZM51 70H52V73H51ZM60 71V73H59V71ZM83 70V71H82ZM87 71V73L85 72V71ZM90 70V69H89ZM99 70V69H98ZM238 70V69H237ZM8 70H7V72H9ZM19 71V72H18ZM79 71H81L79 74H77ZM235 71V72H234ZM241 71V70H240ZM6 72V73H7ZM16 72V73H15ZM41 72H40V75H41ZM85 72V74H89L88 75V77L91 75L92 76V78L89 80V78L87 77V75H82L83 73ZM97 72H96V74H97ZM49 73V75H51V77L54 79L55 78V81H56V83L58 84L57 86H56V84H55V81H53L52 80V78L49 76V75H47ZM62 74L61 76H63V75H65V80L66 81H64V77H60V76H58L59 78H63V79H60V80H57V75H59V74ZM64 73V74H63ZM76 73V74H75ZM36 74L38 75L39 73H37V69H36ZM53 74V75H52ZM57 74V75H56ZM75 74V75H74ZM217 74V75H218ZM37 75H35V76H37ZM39 75V76H40ZM48 77H47V76ZM67 75V76H66ZM79 75V76H82V78H79V80L77 79L78 77L77 76ZM210 75V74H209ZM212 75V74H211ZM210 75V76H211ZM229 76V79H226V78H228V76ZM74 76V77H73ZM84 76H86L87 78H88V80H85L86 78L84 77ZM110 76V77H109ZM153 76V75H152ZM152 76H150L149 78L151 79V77ZM157 76V75H156ZM252 76V77H253ZM262 78H261V77ZM41 78H42V76H40ZM154 77V76H153ZM251 77V78H252ZM253 77V78H254ZM29 78V77H28ZM41 78L39 79L40 80V82L42 81L41 80ZM58 78V79H59ZM84 78V79H83ZM148 78V80L151 82H148V80H147V82L148 83H150L149 85L150 86H147V90L149 91V89L152 91H149V92H147V96H148V94H149V96L151 95L152 97H154V94H153V90H152V88H154V87H156V86H158L159 85V81H156V80H158V78L156 77V80H155V82H154V84L156 83V82H158V83H156V84H158V85H154L153 84V82L150 80ZM155 78V77H154ZM213 78L215 79V80H213ZM102 79V78H101ZM101 79H99V81H101ZM198 79H199V77H198ZM209 79H210V81H209ZM232 79H233V81H232ZM36 80H38V77L36 78ZM52 80V81H51ZM71 80V81H70ZM73 80V81H72ZM153 81H154V79H152ZM218 80V81H217ZM221 82H220V81ZM223 80V81H222ZM237 80V79H236ZM237 80V81H238ZM250 80H252L253 82H251V83H253V84H251V85H249V87L251 86V88H249V87H247L246 88V90H245V86L246 85H248V84H250ZM79 81V82H78ZM80 81H84V82H81V84L83 85L82 87H81V85H80ZM87 81H89V82H87ZM96 81V80H95ZM209 81V82H208ZM212 81V82H211ZM31 82H34V83H31ZM39 82V81H38ZM49 82H50V84H49ZM53 82H54V84H53ZM77 82V83H76ZM93 83L94 85H92L91 83ZM224 82V83H223ZM229 84H228V83ZM234 82V83H233ZM23 83V84H22ZM44 83V82H43ZM43 83H42V85H43ZM59 83H61V81L59 82ZM87 83V84H86ZM203 83V82H202ZM211 83V84H210ZM222 83V84H221ZM232 83V84H231ZM247 83V84H246ZM69 84V85H70ZM77 84V85H76ZM152 84V85H151ZM204 84H206V83H204ZM210 86H209V85ZM225 84V85H224ZM51 85V86H52ZM64 85V86H65ZM78 85H80L79 86V89H78ZM88 85H92V87H90V89H89V87H88ZM103 85V86H102ZM218 85V86H217ZM222 85V86H221ZM259 85H261V90H262V94L260 93V95L258 94V93H256V88H258V86ZM19 88H18V87ZM226 86H228V87H226ZM235 87L234 89H232V87ZM60 87V86H59ZM67 87V86H66ZM68 87H70V86H68ZM67 87V88H68ZM80 87H81V89H80ZM96 89H95V88ZM105 89H103V88ZM149 87V88H148ZM220 87V88H219ZM17 88V89H16ZM21 88H22V90H24V91H22L21 90ZM61 88V87H60ZM59 88V89H60ZM82 88H84V91H81V90H83ZM91 88L92 89H94V90H98V91H100V89L102 90H104V91H106V92H100V93H98V91H97V93L95 94V91L93 92V91H91ZM114 88V89H113ZM53 89V88H52ZM51 89V90H52ZM62 89V88H61ZM60 89V90H61ZM66 89V88H65ZM69 89V88H68ZM72 89L74 90V88L72 87ZM109 89V90H108ZM231 91H230V90ZM32 90H31V92H32ZM54 90V89H53ZM112 90V91H111ZM205 90V92H208V91H206ZM238 90H240V91H238ZM30 91V90H29ZM55 91V90H54ZM79 91V92H78ZM82 93H81V92ZM139 91H141V90H139ZM143 91V90H142ZM227 91H229L228 93H227ZM238 91V92H237ZM11 92H13L12 94H11ZM58 92V91H57ZM108 92L109 93H111V94H109L108 95ZM204 92V91H203ZM217 92V91H216ZM5 93V92H4ZM75 94V95H78V94ZM85 93V94H86ZM107 93V94H106ZM151 93V94H150ZM226 93V94H225ZM3 94V95H2ZM87 94H90V93H87ZM93 94V95H92ZM157 94H160L161 95V97H160V95H158L157 96ZM229 94V95H228ZM246 94V95H245ZM250 94V95H249ZM81 95V96H80ZM95 95V96H94ZM257 95H259V96H262V97H258ZM83 96H85V95H83ZM217 96H218V92H217ZM219 96H220V94H219ZM248 96H250L249 98H248ZM256 96H257V98H256ZM4 97V98H3ZM159 97V98H158ZM237 97V98H238ZM84 98H85V100H84ZM97 98V99H98ZM149 98V97H148ZM220 99H221V97H219ZM226 98V99H227ZM230 99H228V100H226L225 98H223V100H226L227 102L228 101H230V104H233L234 102H232L231 103V97H229ZM248 98V99H247ZM253 98V102H252V104H250L251 103V101H250V99H252ZM254 98H256V101H255V99ZM97 99H95L96 101H98ZM109 99V100H110ZM124 99H125V97H124ZM124 99H122L123 101H124ZM173 99V98H172ZM172 99H170V101L172 100ZM187 99V98H186ZM242 99H241V101H242ZM258 99V100H257ZM95 100H94V102H92V103H96V106L98 107V109H100V110H103V109H101V108H103V107H101V106H105L104 104L103 105H101L100 107L101 108H99V101H98V103L97 102H95ZM164 100V102L162 103V101ZM188 100V102H189V104H190V101H189V99H187ZM187 100H185L186 101V103H185V110H186V107H188V102H187ZM192 100H194V99H192ZM222 100V99H221ZM88 101H90L89 99H88ZM88 101H87V103H88ZM126 101H128L127 99H126ZM129 101H131L130 99H129ZM149 101H147V105L149 106V105H151V103H149L148 104V102ZM173 101V100H172ZM184 101V102H185ZM244 101H245V103L246 104H244ZM261 101V102H260ZM166 102V103H165ZM180 102H182V101H180ZM192 103V105H193V102H195V101H191ZM248 102V103H247ZM255 102L258 104V105H256L255 104ZM260 102V103H259ZM84 103H86V102H84ZM108 103H110L111 104V102H108ZM125 102H123V104H124ZM157 103H159V104H162L160 107H158L159 106V104H157ZM129 103L127 102V104L125 103V105H127V106H129L128 108H131V104L130 105H128ZM169 105L168 107L170 108H168V110L164 107L165 105ZM186 104H188L187 106H186ZM190 104V105H191ZM256 106H255V105ZM83 105H84V107H83ZM86 105V106H85ZM108 105V104H107ZM106 105V109H108L107 106ZM124 105V106H125ZM246 105V106H245ZM251 105V106H250ZM254 107H253V106ZM95 106V108H97ZM123 106V107H124ZM85 107H87V108H85ZM89 107V108H88ZM150 107V106H149ZM149 107L147 108V111H148V109H149ZM162 107H164V108H162ZM232 107V108H231ZM248 107V108H247ZM158 108H160V110H161V112H159L160 110H158ZM236 108V109H235ZM246 108H247V111H246ZM68 109V110H67ZM90 109H92V108H90ZM105 109V110H106ZM127 109V108H126ZM172 109V110H171ZM190 109V108H189ZM232 109V110H231ZM100 110H98L99 111V116L100 117H103L102 118V121H104L103 123H107V124H109V125H107L108 127H109V129H110V131H111V122L110 123H108V122H106L107 121V117H106V114H108V111H105V112H107V113H105V116H102L101 114H100ZM150 110V109H149ZM162 110H163V112H162ZM170 110V111H169ZM184 110V111H185ZM235 110V111H234ZM70 111V112H69ZM89 111V110H88ZM97 111V110H96ZM166 111V112H165ZM179 111V113H183V115H184V111H181L180 112ZM231 111V112H230ZM256 111H260V110H256ZM52 113H53V111H51ZM50 112V113H51ZM57 112V111H56ZM76 112H78V111H76ZM84 112V111H83ZM91 112H94V111H91ZM228 112H230V113H228ZM232 112L234 113V114H232ZM42 113H45V112H42ZM67 113V114H66ZM86 113V112H85ZM154 113V112H153ZM157 113H158V115H157ZM159 113H161L160 115H159ZM225 113H227V114H225ZM57 114H58V112H57ZM57 114H55V116H58ZM68 114H69V116H68ZM86 114H88L89 115V112L88 113H86ZM94 114V113H93ZM92 114V115H93ZM95 114H98V112L97 113H95ZM103 114H104V112H103ZM149 114V113H148ZM147 114V115H148ZM151 114H152V112H151ZM191 114H193V115H191ZM240 114H243V115H241L242 117H240ZM51 116H53L54 114H50ZM85 115V114H84ZM90 115H91V113H90ZM153 114L151 115V117L152 116H154ZM160 116V117H157V116ZM223 115H224V117H223ZM225 115H226V118H225ZM245 115V116H244ZM16 116V117H15ZM48 116H49V114H48ZM50 116V117H51ZM98 116V117H99ZM107 116H109V115H107ZM234 116V117H233ZM6 117H8V118H6ZM21 117V118H20ZM71 117V120H69V118ZM99 117V118H100ZM162 117V118H161ZM192 117H194V118H192ZM215 117V118H216ZM222 117V118H221ZM229 117V118H228ZM12 120H11V119ZM16 118V119H15ZM57 118V117H56ZM95 118V117H94ZM93 118V119H94ZM109 118V117H108ZM157 118H159V119H157ZM166 118H164V120H166ZM190 118H191V120L193 119V122L191 121L190 122ZM249 118V120H247ZM6 119H8V123L9 124H6L7 123V121H5ZM20 119V120H19ZM52 119H53V117H52ZM78 120V121H76V120ZM85 119H86V116H85ZM97 120H99L98 118H96ZM96 119H94V120H96ZM101 119V118H100ZM154 119V118H153ZM234 120V122H232V123H227L226 125H225V121L224 120ZM241 119V120H240ZM243 119V120H242ZM10 120V121H9ZM21 120H22V122H25V123H22V124H20L21 123ZM54 120H55V117H54ZM109 120V119H108ZM159 121V124H158V121ZM14 121V122H13ZM86 121V123H87V120H85ZM102 121H100L99 120V122L102 124ZM183 121L185 122L184 123V125H183ZM194 121H195V123H194ZM215 121H216V123H215ZM218 121V122H217ZM222 121V122H221ZM2 122V121H1ZM73 122V123H72ZM77 122V123H76ZM11 123V124H10ZM55 123V122H54ZM56 123H58L57 121H56ZM75 123V124H74ZM156 124V126L155 125H153V124ZM165 123V124H166ZM177 123H178V127H177ZM182 123V124H181ZM195 125L194 127H193V124ZM220 123V124H219ZM14 124H16V125H14ZM19 124V127L17 126ZM23 124H25V126L23 125ZM45 124V123H44ZM69 124H70V126H69ZM105 124L103 125V129L105 130V129H107V130H105V132L107 131V132H109V129L107 128V126H105ZM166 124V125H167ZM171 124L170 125H168V126H171ZM174 124V125H173ZM181 124V125H180ZM188 126H187V125ZM212 125V128H211V125ZM216 124V126H213V125H215ZM234 124V125H233ZM6 125V126H5ZM8 125V126H7ZM66 125L64 126V127H66ZM78 125V124H77ZM76 125V126H77ZM111 125V126H110ZM179 125H180V127H179ZM190 125V126H189ZM203 125V126H202ZM207 125V126H206ZM224 125V126H223ZM16 126V127H15ZM79 126V125H78ZM100 126V125H99ZM102 126V125H101ZM104 126H105V128H104ZM155 126V127H154ZM162 126V125H161ZM167 126V127H168ZM183 126H184V128H183ZM201 126V127H200ZM231 126V127H230ZM30 127V128H29ZM74 129H73V128ZM94 127V126H93ZM154 127V128H153ZM160 127V128H159ZM166 127V126H165ZM164 127V128H165ZM166 127V128H167ZM173 127H171V129H173ZM185 127H186V129H185ZM220 127V128H219ZM223 127V128H222ZM259 127H260V129H259ZM14 128V129H13ZM19 128V134H17L16 132H17V129ZM22 128H24L25 130H26V132L24 131V129H23V131H22ZM42 128V129H41ZM113 128V127H112ZM166 128L164 129V130H166ZM197 128V129H196ZM236 128V129H235ZM47 129H48V127H47ZM67 129V128H66ZM184 129V130H183ZM188 129V130H187ZM192 130V132L190 131V130ZM196 129V130H195ZM213 129V130H212ZM228 129H230V130H228ZM259 129V130H258ZM68 130V129H67ZM77 130V129H76ZM151 130V131H152ZM163 130V129H162ZM163 130V131H164ZM211 130H212V132H211ZM262 130V131H261ZM11 131H15V134H17V135H15L14 136V134H13V132H11ZM20 131H22V133H20ZM29 131V132H28ZM39 131H42V132H39ZM65 131V130H64ZM148 131V130H147ZM227 131V132H226ZM229 131V132H228ZM233 131H234V133H233ZM5 134H4V133ZM73 132V131H72ZM80 132H81V130H80ZM93 132H95V130L93 131ZM190 132V133H189ZM35 133V134H34ZM50 133V132H49ZM74 133V134H73ZM72 133V135H74V136H77L78 135V133H79V131H78V133L77 132H73ZM96 133V132H95ZM190 135H189V134ZM222 133V134H221ZM263 133V134H262ZM4 134V135H3ZM10 134V135H9ZM25 134V135H24ZM61 134H62V132H61ZM62 134V135H63ZM75 134H77V135H75ZM81 134V133H80ZM80 134L78 135V136H80ZM147 134H148V136H147V138L152 134V132L151 133H149V131L147 132ZM150 134V135H149ZM224 134V135H223ZM231 134H234V135H231ZM11 135L12 136H14V137H12L11 138ZM90 135H92L91 136V140H90V142H92V139L94 138V136H93V134L92 133H90ZM169 135V136H168ZM25 136H27V137H25ZM34 136V137H33ZM76 137V138H79V137ZM82 136H85L84 137V139H81V136H80V139H81V142L80 143H82V148H81V150L83 149V142L87 139V138H89L90 136H88L87 135V131L84 133V135H82ZM87 136V137H86ZM152 136L153 135H151L150 137L152 138ZM176 136V137H175ZM227 136V137H226ZM22 137V138H21ZM47 137H50L51 139H57L56 141L57 142H54L53 143V141H55V140H51L50 138H47ZM93 137V138H92ZM178 137V138H177ZM179 137H180V139H179ZM226 139H225V138ZM228 137L230 138V140H228ZM232 137V138H231ZM59 138V137H58ZM86 138V139H85ZM95 138H98V136H96ZM60 139V140H61ZM80 139H78V140H80ZM100 141H101V139L100 138H98ZM150 139V138H149ZM178 139V140H177ZM16 139L14 138V141H15ZM50 140V141H49ZM62 140V141H63ZM88 140V141H89ZM155 140H156V143H155ZM96 141H98L97 139H95V143L96 144H98V142H96ZM150 141V140H149ZM148 141V142H149ZM202 141V142H201ZM226 141H228V142H226ZM50 142H52L51 143V145H50ZM69 142V143H68ZM77 142V141H76ZM89 142V143H90ZM229 142H230V144H229ZM89 143H87L86 141H85V144H87L86 146H88V147H90L91 148V146L92 145H90ZM93 143V142H92ZM163 143V144H162ZM228 143V144H227ZM22 144H23V146H22ZM61 144V143H60ZM96 144H95V146H96ZM101 144H102V142H101ZM77 145V146H76ZM75 146L76 147H81V144L79 145L78 143L76 144ZM79 145V146H78ZM99 145V144H98ZM97 145V146H98ZM148 145V146H149ZM151 145V146H152ZM160 145V146H161ZM3 148H2V147ZM34 146V147H33ZM50 146V147H49ZM57 146H59V145H56L55 147H57ZM86 146L84 147V149L86 150L87 148H86ZM93 146H94V144H93ZM92 146V148L94 149V147ZM101 146V145H100ZM151 146H149V148L152 150V149H154V150H152V151H150L153 155H155V154H158V153H156L155 151H157L158 152V149L157 148H152ZM242 146V147H241ZM7 147H9V145L7 146ZM21 147H19V149L21 148ZM46 147V148H45ZM47 147H49L48 149H47ZM54 147V148H55ZM61 147V146H60ZM101 147H103V145L101 146ZM104 147H106V146H104ZM103 147V149H104V151L106 152L105 154H107V152H108V159L105 161H103V162H101V161H95L96 159H100V158H98V155H100L101 153H99V154H97V156H93V154L95 155L97 152H95V149L97 150V148H95L94 150H92L91 151V154H92V157L93 158H95V160L94 159H92L91 161H85L86 163H88V162H90L91 164H92V161H95V162H98V163H96L95 164V162H93L94 163V165H96V167H94V168H96L97 169V167L101 164V166H102V164H104L105 162L107 163L108 161H110L109 160V155H111V158H113L114 159V157H112V155L113 154H109L110 153V150H109V148L110 147H106L107 149H108V151L105 149ZM164 147V148H163ZM224 147V148H223ZM2 148V149H1ZM21 148V149H22ZM27 148V149H26ZM42 148L43 150H45V151H42L41 152V150L40 149ZM58 149H59V147H57ZM90 148H88V150H90ZM100 148V147H99ZM166 148V149H165ZM181 148V149H180ZM206 148V149H205ZM19 149H17L16 148V150L18 151ZM47 149V150H46ZM52 149V150H51ZM59 149V150H60ZM73 150L74 149H76L75 147H73L72 148ZM72 149H70V150H72ZM83 149V151H85ZM148 149V148H147ZM149 149V150H150ZM157 149V150H156ZM33 150V151H32ZM38 150H40V155H39V151ZM55 150V149H54ZM61 150V151H62ZM80 150V149H79ZM79 150L77 149V151L79 152ZM102 150V149H101ZM101 150H98V152H101ZM111 150L112 151H114L115 152V150H113L112 148H111ZM148 150V151H149ZM27 151L29 152V154L27 153ZM60 151V152H61ZM62 151V152H63ZM76 151V150H75ZM103 151V150H102ZM111 151V152H112ZM168 151V152H167ZM184 151V152H183ZM3 152V151H2ZM18 152V153H19ZM46 152V153H45ZM47 152L49 153V155L47 154ZM61 152V153H62ZM86 152H88V151H86ZM93 152H95V153H93ZM113 152V153H114ZM150 152H148V153H150ZM153 152H155V153H153ZM5 153V152H4ZM12 153V154H11ZM17 153V152H16ZM41 153L44 155V158H40V156L42 157V155H41ZM66 153V154H65ZM70 153V151L68 152V154ZM80 153H82L81 151H80ZM89 153V152H88ZM160 153V152H159ZM171 153V159H170V156L168 155V154H170ZM180 153V154H179ZM0 154H1V152H0ZM47 154V155H46ZM71 154H69V155H71ZM76 154V155H75ZM165 154H164V156H163V158L162 159H164V161H165V159L166 158H164L165 157ZM203 154V155H202ZM9 155H11L12 157H13V159L12 158H10V157H8ZM28 155V156H27ZM37 155H39V156H37ZM58 155H60L59 153H58ZM80 155H82V154H80ZM148 155H150L151 156V154H148ZM147 155V156H148ZM152 155V156H153ZM200 155H202V156H200ZM15 156V157H16ZM24 156V157H23ZM27 156V157H26ZM45 156H47L46 157V160H45ZM49 156V157H48ZM59 157L60 158V160H59V158L57 159V157ZM115 156H116V154H115ZM156 156V155H155ZM16 157V158H17ZM56 157V158H55ZM83 157V156H82ZM82 157H79L78 159H76L75 160V163L77 164V160H82ZM97 157V158H96ZM240 157V158H239ZM81 158V159H80ZM160 158V159H161ZM44 159V160H43ZM51 159V160H50ZM90 159V158H89ZM161 159V160H162ZM5 160V161H4ZM7 160V161H6ZM12 160V161H11ZM69 160H70V158H69ZM101 160V159H100ZM149 160V161H148ZM159 160V159H158ZM20 161H21V163H20ZM48 161H49V163H48ZM135 161V160H134ZM134 161L132 162V158L130 159V163H132V164H135L134 163ZM6 162V163H5ZM15 162H16V164H15ZM18 162V163H17ZM51 162V163H50ZM60 162V163H59ZM63 162V163H62ZM79 162V161H78ZM154 162H156V163H154ZM158 162H159V164H158ZM163 162V161H162ZM81 163V164H80ZM82 163H84V161H81V162H79V164L80 165H82V167H86V165H89V163L88 164H86V165H84L83 166V164ZM155 165H159V166H157V168L159 169V167H160V169H161V167H162V170H158V172H157V170H155L156 172H155V175H154V173H153V171H152V168H153V170L156 168V166L155 167H152V166H154L153 164ZM50 166H49V165ZM98 164V165H97ZM7 165V166H6ZM13 165V166H12ZM20 165V166H19ZM27 167H26V166ZM60 165H64L63 167L62 166H60ZM78 165V164H77ZM80 165H78V166H80ZM93 165V164H92ZM91 165V166H92ZM6 166V167H5ZM45 166V167H44ZM55 166V167H54ZM74 166L76 167V168H78V170L77 171H81V170H83L82 169V167L80 166V168L79 167H77L75 164H74ZM90 166V165H89ZM89 166H87V168L85 169V170H88V172H90V169L91 168H93V167H89ZM101 166H99L100 168H101ZM136 166V165H135ZM13 167V168H12ZM56 169H59L58 171H56L54 168ZM59 167V168H58ZM74 167V168H75ZM89 167V168H88ZM99 167H98V169H99ZM172 167V168H171ZM9 168V169H8ZM53 168V169H52ZM61 168V169H60ZM93 168V169H94ZM67 169H70V168H67ZM79 169H81V170H79ZM164 169H166V171H164ZM95 170V169H94ZM94 170H91V172L92 171H94ZM174 171V172H172V171ZM55 173H54V172ZM84 171V170H83ZM96 171V170H95ZM95 171L93 172V173H95ZM152 171V172H151ZM160 171V172H159ZM161 171H163L162 172V175H160L161 174ZM169 172V171H171L170 172V176L172 175V174H174V175H172L171 177L173 178H171V179H168V180H170L169 182L171 183H169L168 182V180L166 179V177L165 176H168L169 177V175H167L168 173H166V172ZM65 172V173H64ZM82 172V171H81ZM90 172V173H91ZM165 172V173H164ZM213 172V173H212ZM57 173H58V175H57ZM69 173H70V175H69ZM159 173V174H158ZM164 173V174H163ZM62 174H64V175H62ZM156 174L157 175H159V176H156ZM166 174V175H165ZM165 175V176H164ZM62 176H63V179H65L64 177L66 176V178H67V180L69 181H67V180H63L62 179ZM156 176V177H155ZM160 176H163L165 179H163V180H165L164 181V183H163V180L162 181H157V179L159 180H161V178L162 177H160ZM61 177V179L65 182H67L66 184L65 183H63V184H65L64 186H62L63 184L61 183V186L63 187V188H65V190H68V188L71 186H74V187H72L73 188V191H72V189H71V191L73 192V194H72V196H73V200H75L73 203H70V205H69V202H67V200H69L66 196H68L69 197V195H70V192H69V195H68V193H67V195H66V191H64V193H65V195H63L62 194V197H61V194L59 193V192H61V191H63V188H60L61 186L58 184V186H60V187H58L57 185L55 186L53 183H55L56 184V181L59 179ZM159 177V178H158ZM174 177L176 178L175 180H174ZM154 178V179H153ZM157 178V179H156ZM152 179V180H151ZM60 180V179H59ZM72 180V181H71ZM149 180H150V182H149ZM174 180V181H173ZM75 181V182H74ZM153 181H155V182H153ZM58 182V181H57ZM76 183V184H74V183ZM149 182V183H148ZM156 182H158V185H159V188L161 189H158L157 187L158 186H156L155 184H156ZM70 184V186H69V184ZM154 184L153 186L151 185V184ZM163 183V184H162ZM170 184L169 186H166V184ZM68 184V186H66ZM77 185V186H76ZM150 185L152 186V187H150ZM161 185V186H160ZM156 187V190H155V187ZM58 187V190H59V192L57 191V189L56 188ZM70 187V188H71ZM162 187V188H161ZM167 188V189H166ZM75 189V190H74ZM70 190V189H69ZM152 190V191H151ZM155 190V191H154ZM157 190H159V191H157ZM55 191V193H53ZM57 191V192H56ZM106 191V193H107V191L108 190H105ZM71 192V193H72ZM79 192V193H80ZM82 192H83V190H82ZM82 192H81V194H82ZM157 192V193H156ZM57 193H58V195H57ZM63 193V192H62ZM75 193H77L78 195H81V194H79L77 191L75 192ZM108 193H109V191H108ZM160 193V194H159ZM60 194V195H59ZM83 194H85V193H83ZM82 194V198H81V201H82V204L84 203V201H83V198H84V195ZM110 194H112L113 195V193L111 192ZM148 195H149V193H147ZM158 194H159V196H158ZM176 194V195H175ZM86 195V194H85ZM92 195H93V193H92ZM91 195V196H92ZM175 195V196H174ZM74 196H75V198H74ZM90 196V197H91ZM93 196H95V195H93ZM149 196V197H150ZM64 197H65V199H64ZM109 197H111V195H109ZM109 197H108V199H109ZM113 197V196H112ZM148 197V196H147ZM148 197V198H149ZM159 197V198H158ZM180 197V198H179ZM71 198V197H70ZM98 198V197H97ZM147 198V199H148ZM67 199V200H66ZM137 200H139V199H137ZM177 200V201H176ZM69 201H71V199L69 200ZM80 201V200H79ZM79 201H76V203L77 202H79ZM160 201H161V203H160ZM176 201V202H175ZM66 202H67V204H66ZM94 202H95V205H94ZM158 202H159V204L161 205L162 204V206L160 207V205L158 204ZM89 203V202H88ZM91 203L93 204V207H92V205H91ZM148 203H151V204H155V205H153V206H151V204H149L148 205ZM156 204H157V206H156ZM174 204H176V205H174ZM81 205V204H80ZM159 205V206H158ZM76 206V207H75ZM94 206H97V211H95V210H93L95 207ZM169 206V207H168ZM181 206V207H180ZM184 206V207H183ZM79 207V208H78ZM82 207V209L84 208V210H80L81 212H82V215L80 214L81 212H79L78 211V209H80ZM100 207V206H99ZM159 207V208H158ZM193 207V208H192ZM77 208V209H76ZM86 208V209H87ZM139 208V209H138ZM186 208V209H185ZM74 209V210H73ZM134 209H132V211H134ZM164 209V210H163ZM169 209V210H168ZM180 209V210H179ZM128 210H130V211H128ZM128 210H126L127 211V213L128 212H131V209L129 208ZM167 210V211H166ZM173 210V211H172ZM186 210V211H185ZM86 211H88L89 213V218H87L88 220H90L91 218V221H88V220H86V217H88V214H87V216L86 217H84L83 218V215L85 216V214H84V212H86ZM176 211V212H175ZM181 211V212H180ZM136 212H139L138 213V215H135L136 214ZM159 212V211H158ZM76 213V214H75ZM96 215H95V214ZM126 213V212H125ZM125 213H123V215L125 214ZM126 213V214H127ZM121 215H122V213H120ZM126 214L124 215L125 216V219H124V217L123 216H120V218L122 217V221H124L125 220V222H124V224H122V225H124V226H127L128 228L130 227V226H132V225H130V224H133V226H134V228H135V225H138V224H135L134 225V223H131L132 221L130 220V218H132V217H134L131 213H128V216H126ZM149 214V215H148ZM93 215H95L96 217H92ZM115 215V214H114ZM129 215H130V217H129ZM132 215V216H131ZM173 215V216H172ZM150 218H149V217ZM159 216V217H158ZM163 216H164V218H163ZM194 216V217H193ZM127 217V218H126ZM129 217V218H128ZM68 218V219H70V220H68V221H70V223H72V220H73V224L74 223H81V224H79L80 226L83 224L85 227H87V228H89V229H87V228H85V229H87V230H85V233H87V234H89V233H92V237L95 239H93L92 237H90L91 236V234L89 235V237L87 238L85 235V233H82L83 235L81 236L80 234H78L77 235V233H76V235L79 237V235L82 237V239H85V238H87V239H90V238H92L93 239V242H95L96 240V242L95 243H92V240H91V245H93V246H91V245H89V242L88 243H86L88 240L87 239H85V240H87L86 242H85V240H84V243H86L85 244V246H87V248L90 250L88 253L86 252V251H88V250H86L83 246H82V240H79V238L78 237H76L77 238V240H76V238L74 237L75 235V233H73L72 235H70L69 236V238L71 237V239H72V237H74V240H76L75 242L73 241V240H68V235H66V233L68 234L70 231V228H72V226L70 227L69 226V224L70 223H68V221L66 220V219ZM93 218H94V220H93ZM147 218V219H146ZM162 218V219H161ZM167 218V219H166ZM97 219H99V217L97 218ZM124 219V220H123ZM142 219V220H141ZM152 219V220H151ZM175 219V220H174ZM66 220V221H65ZM150 220V221H149ZM167 220V221H166ZM171 222V224H170V222ZM181 220V221H180ZM86 221H88V222H86ZM128 221H131L130 223H128V225H127V222ZM154 221V222H153ZM174 221V222H173ZM9 223L10 224V222L12 223V225L13 226H15V227H17L18 225H19V227H20V225H23L22 226V228H25L26 230H27V232H29V233H32L31 235H33V236H31V235H29V236H24L23 237V235H21V233L19 234V235H17V232H18V230H17V228H16V230H13V231H15V233L14 232H10L12 229H7V230H4L3 229V227H4V225L6 224V223ZM159 222V223H158ZM167 222V223H166ZM88 223V224H87ZM150 223V224H149ZM161 223V224H160ZM166 223V224H165ZM9 224H7L8 226H9ZM55 224V225H54ZM68 224V225H67ZM73 224H70V225H73ZM126 224V225H125ZM148 226V227H145L146 225ZM155 224V225H154ZM178 224H179V226H178ZM69 226L70 228H68L67 226ZM75 225V224H74ZM77 225V224H76ZM77 226V229L76 228H74V229H76V230H78V227L80 228V226ZM83 225H82V227H81V229L83 228ZM130 225V226H129ZM144 225V226H143ZM154 225V226H153ZM162 225V226H161ZM166 225H168V227L166 226ZM53 226V227H52ZM55 226V227H54ZM59 226H61V231L60 230H58V228L60 229V227ZM90 226V227H89ZM97 226H98V224H97ZM157 226V227H156ZM178 226V227H177ZM57 227V228H56ZM66 227H67V229H66ZM74 227V226H73ZM93 227H95L93 230H91ZM126 227V228H127ZM165 227H167V228H165ZM54 228H56L55 230H54ZM123 228H125V227H123ZM127 228V229H128ZM133 228V227H132ZM131 227H130V229L131 230H133ZM150 228V229H149ZM154 228V229H153ZM157 228H159L158 230H157ZM184 228V229H183ZM66 232H63V230ZM66 229V230H65ZM73 229V231H76V230H74ZM79 230L80 231V233H81V231L83 230ZM97 229V228H96ZM126 229V230H127ZM136 229V228H135ZM136 229V230H137ZM152 229V230H151ZM3 230V231H2ZM58 232H57V231ZM72 230V229H71ZM89 230V232H87ZM91 230V231H90ZM125 230V229H124ZM162 230V231H161ZM17 231V232H16ZM56 231V232H55ZM67 231H69V232H67ZM128 231H129V229H128ZM155 231V232H154ZM59 232H60V234H59ZM77 232V231H76ZM130 232V231H129ZM132 232V231H131ZM152 232V233H151ZM160 232H162V233H160ZM165 232H167V233H165ZM172 232V233H171ZM179 232V233H178ZM19 233V232H18ZM58 234V236H56L55 234ZM72 233V232H71ZM70 233V234H71ZM137 234L139 233L138 231L136 232ZM165 233V234H164ZM180 233H182V234H180ZM37 234V235H36ZM66 235V236H64V235ZM85 234V235H84ZM94 234V235H93ZM96 234V235H95ZM131 234H135V232L134 233H131ZM150 234V235H149ZM151 234H152V236H151ZM154 234V235H153ZM159 234V235H158ZM167 234V235H166ZM175 234V235H174ZM20 235H21V237H20ZM74 235V236H73ZM157 235V236H156ZM162 235V236H161ZM34 236H37V237H34ZM63 236V237H62ZM83 236H84V238H83ZM164 236H166V237H164ZM169 236V237H168ZM23 237V238H22ZM31 237H33V238H31ZM67 237V238H66ZM98 237V238H97ZM146 237V236H145ZM149 237H151V238H149ZM41 238V239H40ZM168 240H167V239ZM25 239H27V240H25ZM38 239V240H37ZM153 239V240H154ZM162 239V240H161ZM166 239V240H165ZM102 241H104V240H102ZM125 241V245L123 244L122 246H126L128 243H126V240H121V243H123ZM162 241V242H161ZM169 241V242H168ZM147 242H148V240H147ZM186 242V243H185ZM99 243V244H100ZM112 243V244H111ZM156 243L154 244V247H153V242L150 244L151 246H152V251H150L151 253H149V251H144V252H148L147 253V256L150 254V255H152V258L154 257L153 256V254L155 253V250L157 251V247H155L156 246ZM88 244V245H87ZM103 244H104V242H103ZM149 244V243H148ZM147 244V245H148ZM103 246L102 248H104L105 250V253L106 254H104L103 255V253H100V251L101 252H103V249L101 248V247H98L99 249L101 248V250H99L98 248H97V246ZM148 246L149 248L151 247V246ZM66 246V247H65ZM91 246V247H90ZM114 246V247H113ZM120 246H121V244H120ZM219 246V247H218ZM239 246V247H238ZM77 247H78V249H77ZM90 247V248H89ZM92 247H94V249L92 248ZM145 246H141L140 247V249L141 250H143L142 248H144ZM147 247V246H146ZM148 247H147V250H149L148 249ZM227 247V248H226ZM238 247V248H237ZM242 247V248H241ZM74 248H75V251L76 250H78V251H76V253H75V251H74ZM97 248V249H96ZM117 248V249H116ZM123 248V247H122ZM138 248H139V246H138ZM155 248H157V249H155ZM172 248V249H171ZM91 249L93 250V251H91ZM151 249V248H150ZM154 249V250H153ZM167 249L169 250L168 252H167ZM74 251V255L72 254L73 253V251ZM96 250H99V251H96ZM106 250H107V252H106ZM137 250V249H136ZM135 250V251H136ZM116 251H118V252H116ZM121 251H123V250H121ZM138 251V250H137ZM160 250H158L156 253H158ZM217 251V252H216ZM87 254H89L90 252H93V253H90L89 254V256L87 255L86 256V253ZM131 252H134V251H131ZM166 252V253H165ZM171 252V253H170ZM204 252V253H203ZM169 253V254H168ZM174 253V254H173ZM4 254V255H3ZM19 254V255H18ZM92 254L93 255H95V256H92ZM131 254V253H130ZM159 254V256L161 255L160 253H158ZM173 254V256L174 257H172L171 255ZM105 255H107V256H105ZM117 255V256H116ZM133 255V254H132ZM131 255V256H132ZM136 254H134V256H135ZM150 255L148 256V257H150ZM71 258H70V257ZM116 256V257H115ZM156 257V259H154L155 261L157 260V262H158V258L157 257H159L157 254L155 255ZM169 256V258H167V257ZM179 256V257H178ZM214 256V257H213ZM221 256V257H220ZM94 257V258H93ZM108 257V258H107ZM136 257V256H135ZM134 257V258H135ZM147 257V261H151L152 262V260L153 259H150V258H148ZM162 257V256H161ZM3 258V259H2ZM99 258H95V260L96 259H99ZM109 258H110V260H109ZM123 258V257H122ZM128 258H130V257H128ZM128 258H127V260H128ZM134 258H132L133 260H134ZM160 258V257H159ZM173 258V259H172ZM115 259V260H116ZM150 259V260H149ZM68 260V261H67ZM118 260H120V259H118ZM124 260V258L122 259V261ZM130 260V259H129ZM128 260V261H129ZM167 260V261H166ZM35 261H37V262H35ZM78 261H79V259H78ZM82 261H80L81 263L80 264H82ZM92 261V260H91ZM99 261V262H100ZM122 261H118L120 264H122ZM77 262V261H76ZM115 262V261H114ZM118 262H115V264L116 263H118ZM124 262V261H123ZM165 262V263H164ZM232 262V263H231ZM83 263H86V261L85 262H83ZM87 263H89V264H91L90 263V259L89 260H87ZM148 263V262H147ZM153 263H155L154 261L152 262V263H148V264H153ZM62 264V263H61ZM67 264V263H66ZM124 264H125V262H124ZM157 264V263H156Z\"/></svg>",
  "mask_w": 264,
  "mask_h": 264
},
{
  "label": "bare ground",
  "instance_id": "obj_2",
  "mask_svg": "<svg viewBox=\"0 0 264 264\" xmlns=\"http://www.w3.org/2000/svg\"><path fill=\"white\" fill-rule=\"evenodd\" d=\"M33 1H35V0H33ZM43 1V0H42ZM48 2H49V0H47ZM52 1V0H51ZM101 1V0H100ZM105 1V0H104ZM104 1H101V2H103L102 4H101V6H103V4L105 5V2ZM106 1H109V0H106ZM120 1V0H119ZM122 1V0H121ZM134 1H136V0H134ZM133 1V2H134ZM137 1H139V0H137ZM136 1V2H137ZM155 1H157V0H155ZM230 1V0H229ZM243 1H245V0H243ZM242 1V2H243ZM248 0H246V2H247ZM250 1V0H249ZM252 2H251V7H252V5L253 4H255L254 5V7L257 5L256 4V2L258 3V1H254V0H251ZM253 1L255 2V3H253ZM262 1V0H261ZM1 3H0V91H1V93H2V91H4L3 92V94H5V96L6 95H9L10 93V91H12V88L13 87H15V82L17 81V76L15 77L13 74H11L10 73V71L9 70H12L11 69V67L13 68V66L14 65H16L17 63L16 62H18V59L16 60V58H18V56L17 55H14V54H16L15 52H14V49H17V48H15L16 46H12V45H14V44H12V43H15V41L17 40L16 39V35L17 34H15V31L13 32V31H11V30H17L15 27H13V29H12V26H11V23H10V21L12 20V19H15L16 17H19L20 16V14H21V11L23 10V8H27L28 7V4H29V7H30V9H31V6H32V4H33V2H32V4H30V2L28 1V0H26V1H24V3L23 4H21L22 2H21V0H2V1H0ZM27 2V5L25 4ZM39 2V1H38ZM38 2H34L35 4L36 3H38ZM47 2V3H48ZM66 2V1H65ZM112 2V1H111ZM129 2V1H128ZM130 2H132V1H130ZM144 2V1H143ZM142 1L140 2V3H143ZM163 2V1H162ZM221 2V1H220ZM222 2L224 3V1L222 0ZM226 2V1H225ZM228 2V1H227ZM226 2V3H227ZM230 2H232V1H230ZM242 2H240V3H242ZM245 2V3H246ZM21 5H20V4ZM40 3V2H39ZM45 3H46V0H45ZM45 3H42L43 5H45ZM46 3V4H47ZM117 3V2H116ZM158 3V2H157ZM238 3H239V1H238ZM239 3V5H242V6H240L241 7V9H239L238 8V10H239V12H240V10H241V12H242V7L243 6H245L244 8L246 9V5L244 4H240ZM250 3V2H249ZM248 3V4H249ZM253 3V4H252ZM261 3V2H260ZM25 4V5H24ZM41 4V5H42ZM50 4H51V2H50ZM98 4V3H97ZM220 4V3H219ZM222 4V3H221ZM228 4V3H227ZM226 4V5H227ZM259 4V3H258ZM262 4V3H261ZM23 5V6H22ZM31 5V6H30ZM40 5V6H41ZM96 5V4H95ZM232 5V4H231ZM237 5V4H236ZM236 5H235V7H236ZM34 6V5H33ZM38 6H39V4H38ZM50 5H48V7H49ZM57 6V5H56ZM66 6V5H65ZM88 6V5H87ZM210 6V5H209ZM222 6H224V5H222ZM248 6V5H247ZM257 6H262V5H257ZM29 7H28V9H29ZM69 7H71V6H68L67 8L69 9ZM108 7V6H107ZM118 7V6H117ZM142 7V5L140 6V8ZM220 7H221V5H220ZM219 7V8H220ZM250 7V6H249ZM251 8V9H253L254 11H259V10H263L262 8L261 9H259L258 8V10H256L255 8ZM34 8H37V6L35 7L34 6ZM40 8V7H39ZM58 8V7H57ZM74 8V7H73ZM142 8H144V7H142ZM210 8V7H209ZM228 8V7H227ZM226 8V9H227ZM232 8H233V6H232ZM248 8V7H247ZM50 10H51V8H49ZM48 9V10H49ZM53 9H54V7H53ZM52 9V10H53ZM59 9V8H58ZM76 9V8H75ZM77 9H78V5H77ZM89 9V8H88ZM95 9V6L93 7V9L92 10H94ZM105 9H106V7H105ZM208 9V8H207ZM207 9H204V11L205 10H207ZM235 9V8H234ZM251 9H250V12H251ZM42 10H44V9H41V11H40V14H42ZM47 10V9H46ZM50 10H49V12H50ZM51 10V11H52ZM55 10H56V8H55ZM54 10V11H55ZM69 10H71V12H72V9H69ZM84 10V9H83ZM82 10V11H83ZM120 10V9H119ZM142 10V9H141ZM145 10V9H144ZM210 10V9H209ZM225 10V9H224ZM228 10V9H227ZM233 10V9H232ZM248 10V9H247ZM246 10V11H247ZM33 11V10H32ZM87 11V10H86ZM138 11H139V9H138ZM155 11V10H154ZM264 11V10H263ZM62 12L65 14V16H67L66 15V13L63 11V9H62ZM78 12V11H77ZM89 12V11H88ZM88 12H86L85 14L88 16V15H90V13H91V11H90V13H88ZM95 12H97V8H96V10H94V13H92L91 15H96L95 14ZM142 12H144V11H142ZM214 12V11H213ZM234 12V11H233ZM236 12H238V11H236ZM235 12V13H236ZM238 12V13H239ZM240 12V13H241ZM245 11L243 10V12H242V14L244 13ZM262 12V11H261ZM46 13H47V11H46ZM54 13H56V12H54ZM54 13H52V12H50V14L52 15V17L54 18H52L51 19V15H48V16H50V17H48V18H50V19H48V21L50 20V22H48L47 21V23H49L48 25L50 26V23H51V21H52V25H53V20L56 22V23H58V21L61 19V18H63L62 16L64 15V14H61V11H60V13L58 12V16L59 17H61V18H59L58 16H56V14H54ZM68 13H70L69 11H68ZM67 13V14H68ZM76 13V12H75ZM88 13V14H87ZM98 13V12H97ZM99 13H100V11H99ZM151 13V12H150ZM152 13H154V12H152ZM151 13V14H152ZM199 13V12H198ZM205 13V12H204ZM209 13V12H208ZM217 13V12H216ZM225 12H223L222 14L223 15H225L224 14ZM239 13V14H240ZM247 13H249V11L247 12ZM262 13H264V12H262ZM44 14V13H43ZM43 14L41 15V16H43ZM70 14H73V13H70ZM69 14V15H70ZM109 14V13H108ZM107 14V15H108ZM111 14V13H110ZM145 14H146V12H145ZM151 14H149L150 16H151ZM158 14V13H157ZM201 14V13H200ZM214 14V13H213ZM219 14V13H218ZM230 14V13H229ZM237 14V13H236ZM240 15V16H243V15ZM244 14H246V13H244ZM252 15H254V12L252 11V13H251ZM251 14H246V15H244L243 16V20H244V18H246L247 17V15H249L248 17H250V19H253V18H255L256 17V19L257 18H259L258 16H256L257 14H255L254 15V17H252L251 16ZM259 14H260V12H259ZM37 15H39L38 13H37ZM57 17V19L55 20V16ZM76 15H77V13H76ZM83 15H84V13H83ZM82 15V17H84V19L82 18V21H84L85 20V18H86V21H88L89 22V17H91L92 18V16H89V17H86V16H83ZM154 15V14H153ZM151 16L153 19H154V16ZM202 15V14H201ZM200 15V16H201ZM204 15V14H203ZM203 15H202V17H203ZM206 15V14H205ZM210 14H208V16H209ZM215 15V14H214ZM220 15V14H219ZM234 15V14H233ZM34 16H36V15H34ZM34 16H32V17H34ZM44 16H46V15H44ZM70 16H73V15H70ZM132 16V15H131ZM230 16V15H229ZM228 16V17H229ZM260 16H261V14H260ZM31 17V18H32ZM67 17H69V16H67ZM109 17V16H108ZM111 17V16H110ZM113 17V16H112ZM156 17V16H155ZM162 17V16H161ZM195 17H197L196 16V14H195ZM215 17V16H214ZM216 17H217V15H216ZM222 17V16H221ZM238 17H239V15H238ZM30 18V19H31ZM42 18H45V17H42ZM96 17L94 16V19H95ZM127 18V17H126ZM133 18V17H132ZM146 18V17H145ZM207 18H210V17H207ZM213 18V17H212ZM233 18V17H232ZM235 18V17H234ZM241 18V17H240ZM262 18H264V17H262ZM64 19V18H63ZM67 19V21H68V19L69 20H71V17L70 18H66ZM65 19V20H66ZM88 19V20H87ZM93 19V21H95ZM110 19V18H109ZM121 19V18H120ZM128 19V18H127ZM139 19V18H138ZM143 20L142 21H144V18H142ZM155 19H157V18H155ZM163 19H165V18H163ZM201 19V18H200ZM199 19V20H200ZM203 19V18H202ZM201 19V20H202ZM206 19V18H205ZM237 19V18H236ZM242 19V18H241ZM250 19L249 20H247L246 19V21L248 22V21H250ZM253 20L252 22H248L252 27H254L255 25H252V23L254 24V21H256L255 23H257V21L258 20H260V19H258V20ZM28 20V19H27ZM33 20H34V18H33ZM42 20V19H41ZM43 20H45V19H43ZM73 18H72V20L71 21H68L69 23L70 22H73ZM77 20V19H76ZM97 20V19H96ZM101 20V19H100ZM126 20V19H125ZM146 20H148L147 18H146ZM159 20V19H158ZM198 20V19H197ZM210 20V19H209ZM211 20H213V19H211ZM218 20H220L219 18H218ZM239 20V19H238ZM243 20H241V21H243ZM263 19H261V21H262ZM30 21H32V20H30ZM36 21V20H35ZM38 21V20H37ZM37 21H36V24H37ZM62 21H64V20H62ZM86 21H84L83 23H88V22H86ZM137 22L139 21V20H136ZM142 21H139V22H141L142 23ZM205 21V20H204ZM236 21V20H235ZM246 21H244V23L246 22ZM26 22V21H25ZM24 22V23H25ZM34 22V21H33ZM32 22V23H33ZM44 22V21H43ZM59 22H61V20L59 21ZM68 22H63V23H60V24H62L63 26L64 25H66L65 26V28L67 27V23ZM107 23H108V21H106ZM105 22V23H106ZM127 21H125V23H126ZM135 22V21H134ZM136 23V24H140V23ZM223 22V21H222ZM225 22V21H224ZM228 22V21H227ZM246 22V24H248ZM29 23V22H28ZM38 23H39V21H38ZM90 23H92L91 21H90ZM106 23V24H107ZM130 23V22H129ZM147 23V22H146ZM202 23V22H201ZM217 24L216 22H214L213 21V24ZM234 23V22H233ZM259 23V22H258ZM257 23V24H258ZM262 25H263V23H264V21L263 22H260ZM259 23V24H260ZM30 25H31V22L29 23ZM73 24V23H72ZM81 24V23H80ZM95 24V23H94ZM105 24V25H106ZM133 24V23H132ZM219 24V23H218ZM222 24V23H221ZM229 24H231V21H230V23ZM228 24V25H229ZM235 24V23H234ZM245 24V25H246ZM258 24V25H259ZM261 24L258 26V27H260L261 26ZM42 25H43V23H42ZM71 25V24H70ZM81 25L83 26V27H81ZM80 25V27L79 28H81V30L82 29H84L83 31L85 32V31H87V33H89L88 31V29H87V27L85 26V24H81ZM88 25V24H87ZM99 25H100V23H99ZM103 25L104 24H102L101 26L103 27ZM114 25V24H113ZM112 25V23L111 22H109V24H107L104 28H105V32H104V36L105 37H103L102 35H100L101 37H103V38H99V37H97L98 38V40L100 39V41H98V43H96L97 41H94L95 42V45H94V42H93V40H92V43L90 42V44L91 45H94L93 47H94V49H91V47L88 49V47L89 46H91V45H89V43H87L88 45L87 46H83V47H81V49H84V48H87L86 50H88V52H91V54L93 55L94 54V56H95V62L97 63V64H100V62H101V64H103L102 65V67H103V69L104 68H107L110 72H111V78H110V80H111V82L114 84V86H115V92L113 91V97H112V94L111 93H109L108 92V95L109 94H111V96L109 95V96H106V98H108V97H111V99L110 98H108V102H111V104L110 103H108V102H106V100H105V103H107L106 105L108 106L107 108L108 109H106V105L104 104V101L102 102L105 106H101V105H103V104H101L100 103V100L102 99V98H104V97H102V96H100V95H103V94H98V95H96V96H99V98L97 99L96 97H95V99H97L98 101H99V103H98V101H96L94 98H93V100H92V98H90L89 96H91V93L92 92H90L89 90H88V88H87V93H90V94H87L85 91H86V89H85V91H84V88H82L83 90H81V91H84V94L82 93V97H85L86 98V100H85V98H84V102H86V103H84L83 102V98H80L81 99V101L83 102V104H86V105H88L89 103H91V104H95V106H96V103H92V102H94V100H95V102H97L99 105V108H101V107H103V108H101V109H103V110H100V109H98V107L97 108H95V106H90V104H89V107L90 108H92V109H90L89 107V109H84L83 110V108H81L80 106L82 105L81 104V102H80V99H79V94L80 93H77V92H75V90H76V88L77 87H75L74 85H72L71 86V84L70 83H68V84H66L65 85V83H67V82H63V80H60V79H63V78H59L58 76H60V77H64V81H66L65 80V75H63V76H61L62 74H59L60 73V71L62 70V72H63V70L65 71L64 73L66 74V72L69 70V69H67V68H64V66H66L67 67V65L65 64L64 66H63V69H61V68H59V75H57V80H60L61 81V83H59L60 81H58L57 83L58 84H60V85H58L57 83H56V81H55V78L53 79L52 77H51V75H49V73H50V71H47V69H49V67H51V66H44L46 69V71L47 72H49L47 75H49L51 78H52V80L53 81H55V84H56V86H57V90H56V87L54 86L53 87V85L51 86V85H49V86H46V80H47V78H46V80H45V76H44V74L46 73H44L43 71V73L44 74H42V72H41V70H39V69H41L42 67L41 66H43V65H41L40 63H41V60H40V58L38 59V60H34L35 62H33V61H31V60H29L28 62H26V63H29L30 62V64H28L29 66H27V64L25 63V67H26V69L25 70H23V73H24V76H23V80H25V84H27L28 82H30V81H32L33 79H35V81H37V83H41L39 86L37 85V84H35L34 82H31V83H34V84H30V83H28L27 84V86L29 85V87H31V86H33V85H37V86H34V89L32 90L31 88L29 89V88H27V92L25 93L24 92V94H18V96H16V98H17V100L22 104V107L24 108L25 107V110H27V112H29L30 113V115H31V117H32V119H33V117H35V119L37 118V117H39V115L38 114H40V112H41V114H44V115H40V117H39V123H40V119H41V117H42V119H45V120H43L42 121V119H41V121H42V124L40 125V126H45V128H44V130H48V135H50L52 138L53 137H57V135L55 136H52L54 133L56 134L57 132H60V133H57V134H60L58 137H57V139H58V142L59 141H61L60 143H56L55 144V146L56 145H59V146H57V147H59V149L60 148H62V147H64V148H62V149H64V151H65V149H68V148H70V149H72L73 147H75L76 149H72V150H70V149H68L67 151H66V155H68L69 157H67V156H65L64 155V151L62 150V149H58L57 147H55L54 145L53 146H51L52 147V152H50V146L49 147H47V149H48V152L50 153V155H51V153H52V155H53V153L55 152V151H59V152H56L55 153V155H57V156H61V154H62V156L64 155L65 157H67L68 158V161H66V159H65V157L63 156V158H62V156L60 157V158H62L61 160H64L66 163L67 162H69V161H72L74 158H75V156H74V158H71L72 157V155L74 154L73 152H75L76 154H77V158L76 159H78L79 157H82V160L81 161H84V163H82L83 164V166L84 165H86V164H88L89 163V165L91 166L92 164V166L91 167H96V165H94V163L93 162H95V161H101V162H103L105 159L107 160L108 159V152H107V154H105L106 152L104 151V149H103V147L104 146H108V147H110L109 148V150H110V153L109 154H113L112 155V157H114V159L113 158H111V155H109L110 157H109V160L110 161H108L107 163L105 162L104 164H102V166H101V164L99 165V166H101V168L99 167V169H98V167H97V169L96 168H91L90 169V172H91V170H94L95 171V173H93L94 171H92L91 173L90 172H88V170H85L86 168H87V166H89V165H86V167H82V165H80L79 164V162H81L80 160H77V164L78 165H80L81 167H82V169L84 170H81V169H79V170H81V171H77L78 170V168H76L75 166H74V164L77 166V167H79L80 168V166H78L76 163H75V160L76 159H74V162L72 161L71 162V165H72V163H73V165L70 167L69 165H70V162L69 163H67V165L65 164V170H63V166L64 165H60V166H62L63 168L60 170V171H58L59 169H55L54 167V169L56 170V171H58V172H62L63 173V171H65L66 172V170L68 171V172H70V173H72L74 176H77V177H75L76 178V181H77V185H78V187H74V186H72V187H74L75 189H77V188H80V190H81V192H82V190H83V192H82V194L83 193H85V194H83L84 195V198H83V201L84 200H86V199H88V198H85V196H88L89 198H93L92 199V201H86L87 202V204H90V202H93L95 199H96V203L98 204L99 202L101 203V201H102V198L106 195V194H109V195H111V197H109V195H108V197H109V199H108V197L105 199V201H103L104 203H103V205L101 204V205H97L98 206V208L99 209H97V206H94L95 208L93 209V210H95V211H97V210H99V213H98V211H97V214H99V219H97L98 217H96L95 215H93L92 217H96L95 218V220H94V218H93V220H94V222L93 221H91V219L90 220H88L87 218H89L90 216H89V214L90 213H92L93 211H91V209L89 208V207H91V206H89L88 205V208H87V204L85 203V201H84V203L82 204V201H81V198L83 197L82 196V194H81V192L80 191H78V190H76L79 194H81V195H78L77 193H75L74 192V194H73V188L70 186V184H69V186L71 187H69L68 188V190H65V188H63L62 186H64L67 182L65 181H63V180H67V178H66V176H68V172H64L65 174H67L64 178L65 179H63V176H62V179H61V177L56 181V184L55 183H53L55 186L57 185L58 186V184L61 186V183L63 184V183H65V184H63L61 187L60 186H58V187H60V188H63V191H61V192H59V190H58V187L56 188L57 189V191L61 194V197H62V194L63 195H65V193H64V191H66V195H67V193H68V195H69V192L71 191V189H72V193L70 192V195H69V197L68 196H66L69 200L71 199V201H69V200H67V202H69V205H70V203H73L75 200H73L72 198H73V196H72V194L73 195H75L76 194V197L77 196H79V197H77V198H79V200H76V201H79V202H77L76 203V201L73 203V205L72 206H74L75 204H76V206L78 205V203H80L78 206H82L83 207V205L84 206H86L85 207V210H88V209H90L89 211H90V213L88 212V211H86V212H84V214H85V216L83 215V218L84 217H86L87 216V214H88V217H86V220H88V221H91V222H88V221H86V222H88L89 224H91V223H93V225L91 224L90 226H95L94 225V223H96L95 221L96 220H98L97 221V224H98V226H97V224H96V228L95 227H91L92 229L91 230H93L94 228V230L95 231H93L94 233H96V230H98L99 232L97 233L98 235H99V239H98V245H101V243H102V245H105L106 244V239L107 238H110L109 240L110 241H113V239H114V243L116 242V240H118V243H115V245H116V247H118V249L120 250V247H121V250H123V251H121L120 250V254L121 253H123V255L124 256H122V255H120V257L121 258H118V259H120V260H118V259H116V258H113L111 261H110V263L113 261V264H115V262H120V261H122V259L124 258V262H125V264H148V263H152L153 261L155 262V263H153V264H162L163 262H160L159 263V261H162L163 259H164V257H163V255H162V248H163V251L166 249L165 248V246H163L161 249L159 248V247H157V246H160V245H158V244H161V243H158V240H156L157 239V237H159V236H157V237H155L156 239H154V238H151V237H149V238H151L152 240L151 241H149V239H148V237H147V234L145 235H143V233H146V229L147 228H144V227H142V228H144L146 231H144V232H142V231H140V228L141 227H139V230L137 229L138 227L137 226H140V224L142 225V222H143V220L142 219H144L145 220V215L147 214V213H144V210H145V212H147V211H149L148 209V206H147V202H148V200H149V202H151L153 199L155 200V198H152V199H150L151 198V196L152 195H154L155 197H157V194L155 195L154 193H152V195H151V192H147V176H149L150 175V169H151V164H149L150 166H147L148 164L147 163H149L150 161L152 162L153 161V159L154 158H157L158 156H160L159 154H162L161 153V151H159V147H162L163 145H159V141H161L163 138H164V140H163V142L167 139V132L169 133V135H173L175 132H173L174 130H175V128H176V123H175V127H173L172 126V124H171V126H168V125H170V124H167L166 123V121L169 123V122H171L172 121V123L177 119H173L171 116H177L178 114V116H180V114L182 115V116H186L185 115V113H186V111H187V109H188V113H189V111L191 110V113H193V114H195V116L194 117H196L195 118V120H196V124L198 125H200L202 122H203V124H204V122H205V124L207 123V125H209L208 123H210V122H212V124H214L213 122L214 121H212L213 119L215 120V119H217V114H219L220 113V116H221V113L222 112H225L224 110H226V108L228 109V106H230V105H233V108L232 109H234V106H237L238 108H237V112H239V113H244L245 112V110L243 109V99H242V101H241V99L238 97L239 95L241 96V95H243L245 92H247V90H246V88L247 87H249V85H251V84H253L254 82V80L253 79H255V78H257V76L256 77H254L253 75H256V73H257V70H256V68H254V64H252L251 65V63L250 62H248L249 61V59H248V61L246 60V57H245V51H243V53L242 52H240L241 50H239V49H241L242 48V46H243V49L245 48V46L246 45H244V44H247V42H248V44H249V41H251V38L250 37H252L253 35L251 34L252 32H254L255 30H254V28L256 29V26L254 27V28H252L251 27V29H250V25L249 26H247L246 25V28L245 29H247V28H249L250 30H252V32L250 31V30H248V31H250V32H248V33H250V36H248V33L247 34H245V35H247V36H245L244 38L246 39V40H243V41H241V42H246V43H242L241 44V42H240V40L238 39L239 37H240V39H241V36H244V34H241V36L239 35V31H240V29H236L237 31H235V33L237 32V34H233V30H231L230 31V33H231V35L233 36V35H237L238 36V38H237V36L236 37H231L230 36V38L231 39H229V38H227V36L225 37V33H224V36L223 37H220L219 35L220 34H214V32L212 33V34H214V37L216 38L217 36H219L220 38H222L221 40H223V43L221 44V40H219V42H220V44L221 45H219V42H217L218 40H215V38H213V39H211L210 37H211V35H210V37L208 36V35H206V34H208L210 31H208V33H205L203 36H208L207 38H206V36H205V40L206 41H204V42H206V46L208 45V50L207 51H205L204 49L206 48L205 46H204V49L201 47V45L204 43L203 41H202V39H204V38H200V37H198L197 35H195V36H197L198 37V40H199V38L201 39L200 41H197V38L196 39H194V37H193V41H190L189 39L188 40H186L187 42H185V43H178V45H177V43H176V45L174 44V42L173 43H171V42H169V44H168V42H166L165 41V39H164V34H165V36H166V33H168V32H160L161 34L158 36V32H159V30H158V32L156 33V37H155V35L153 36V38H151V41L153 42V43H155L156 45L158 44V45H165V46H163V50H158L157 48H155L156 47V45H152L155 49H157L156 51L157 52H150V50H148L147 49V47L148 46H150L151 44H150V40H149V38H148V41H146L145 39H144V41H142V40H140L139 39V37H140V35H142V34H140V35H138V36H136V37H138L137 39H130V37H126L125 36V33H124V31H122L123 29H122V27H119V28H116V27H114L115 25H116V23H115V25L113 26ZM131 25V24H130ZM141 26H143L144 25V23L143 24H140ZM147 25V24H146ZM227 25V24H226ZM227 25V26H228ZM241 25V24H240ZM25 26H26V23H25ZM24 26V27H25ZM33 26V25H32ZM31 26V27H32ZM37 26V25H36ZM44 26V25H43ZM54 26V25H53ZM132 26V25H131ZM134 26V25H133ZM141 26H139V27H141ZM145 26V25H144ZM169 26V25H168ZM216 26V25H215ZM218 26V25H217ZM223 26H225V25H223ZM234 26V25H233ZM242 27H243V25H241ZM62 27V26H61ZM87 29H85V28ZM97 27V26H96ZM95 27V28H96ZM102 27H101V29H102ZM147 27V26H146ZM164 27H166V26H164ZM219 27H220V25H219ZM232 27V26H231ZM230 27V29H232ZM234 27H237L238 28V26H234ZM245 27V26H244ZM257 27V28H258ZM262 27V26H261ZM260 27V28H261ZM15 28V29H14ZM35 28H37V27H35ZM40 28V27H39ZM43 28V27H42ZM41 28V29H42ZM63 28V27H62ZM122 30H121V29ZM153 28V27H152ZM160 28H162V27H160ZM168 28V27H167ZM217 28V27H216ZM223 28V27H222ZM239 28H240V26H239ZM259 28V29H260ZM47 29V28H46ZM55 29V27H53V30ZM100 29V28H99ZM101 29H100V33H101ZM224 29V28H223ZM227 29V28H226ZM225 29V30H226ZM244 29V28H243ZM244 29V30H245ZM262 29V31H264L263 29L264 28H261ZM29 30V29H28ZM38 30V29H37ZM43 30V29H42ZM45 30V29H44ZM47 30H49V29H47ZM51 30V29H50ZM97 30V29H96ZM137 30V29H136ZM225 30H222V31H225ZM235 30V29H234ZM254 30V31H253ZM14 33L13 34V37H12V33ZM34 31V30H33ZM160 31H164V29L162 28ZM174 31V30H173ZM173 31H172V33H173ZM216 31V30H215ZM218 31V30H217ZM241 31H242V29H241ZM246 31V30H245ZM244 31V32H245ZM24 32H25V30H24ZM38 32H40L39 30H38ZM51 32V31H50ZM82 32V31H81ZM83 32V33H84ZM97 32V31H96ZM103 32V31H102ZM136 32V31H135ZM156 32V31H155ZM30 31L27 33V36H28V40L27 41H29V38L31 39L32 38V36H34L33 35V33H36V32H32V34L30 33ZM45 33L46 32H44V35H45ZM48 33V32H47ZM87 33H86V36H87ZM99 33V32H98ZM97 33V34H98ZM170 33V32H169ZM211 33V32H210ZM229 33V31H228V34H230ZM23 34H25V37H26V33H23V31H22V33H21V37H22V35ZM41 34V33H40ZM85 34V33H84ZM102 34V33H101ZM128 34V33H127ZM137 34V33H136ZM139 34V33H138ZM153 34H155V33H153ZM227 34V33H226ZM257 34V33H256ZM15 35V36H14ZM31 37H30V36ZM37 35H38V33H37ZM43 35V34H42ZM52 35V34H51ZM89 35V34H88ZM133 35V34H132ZM169 34H167V36H168ZM188 35V34H187ZM200 35V34H199ZM216 35V36H215ZM24 36V35H23ZM98 36V35H97ZM202 36V35H201ZM12 37V38H11ZM18 37H20V36H17V38ZM20 37V38H21ZM23 38L24 40H26L27 38ZM37 37V36H36ZM49 37V36H48ZM52 37V36H51ZM88 37V36H87ZM133 37V36H132ZM134 37H135V35H134ZM145 37V36H144ZM152 37V36H151ZM226 39H228V40H226ZM13 38H15V41L13 40V42H11V40L13 39ZM89 38V37H88ZM90 38H91V36H90ZM140 38H142V36L140 37ZM218 38V37H217ZM224 38V39H223ZM238 39L239 40V43L238 44H241V45H236L237 43L235 42V40L236 39ZM247 38H250V39H247ZM253 38V37H252ZM19 39V38H18ZM39 39V38H38ZM219 39V38H218ZM263 39V38H262ZM8 40V41H7ZM33 40H34V37H33ZM36 40V39H35ZM34 40V41H35ZM90 40V39H89ZM166 40H167V38H166ZM179 40V39H178ZM249 40V41H248ZM7 41V42H6ZM18 41V40H17ZM17 41H16V43H17ZM20 41V40H19ZM36 41H38V40H36ZM35 41V42H36ZM47 41V40H46ZM49 41V40H48ZM146 41V42H145ZM171 41V40H170ZM189 41V42H188ZM201 41L203 42V43H201ZM225 41V42H224ZM237 41V40H236ZM253 41V40H252ZM251 41V42H252ZM31 42V41H30ZM40 42H41V40H40ZM89 42V41H88ZM149 42V43H148ZM199 42H200V44H199ZM250 42V43H251ZM264 42V41H263ZM15 43V44H16ZM38 43V42H37ZM36 43V44H37ZM43 43V42H42ZM85 43V42H84ZM152 43V44H153ZM171 43V44H170ZM26 44H27V42H26ZM32 45L34 44V43H31ZM41 44V43H40ZM51 44V43H50ZM78 44V43H77ZM149 44V45H148ZM166 44H167V46L168 45H170V48H172V44H174L176 47H175V50H174V46H173V52H172V49H164V47H166ZM182 44H185L186 46H183ZM252 44V43H251ZM264 44V43H263ZM17 45V44H16ZM42 45V44H41ZM76 45V43H74V46ZM179 45H181V46H179ZM190 46V48L191 49H194V53H193V55H195V56H193V55H191V54H189L188 55V53H187V50L188 49H186V50H184L183 51V49L185 48V47H188V46ZM204 45V44H203ZM250 45V44H249ZM249 45H247V47L249 46ZM254 45H256L255 44V42H254ZM26 46V45H25ZM27 46H28V44H27ZM31 46V45H30ZM43 46H44V44H43ZM79 47H80V45H78ZM77 45L75 46L76 48L78 47ZM161 46H157L159 49H160V47ZM221 46V47H220ZM232 46H235V47H233L232 48ZM236 46L237 47H241V48H236ZM257 46V45H256ZM31 47H33V48H36V47H34V46H31ZM31 47H28L29 49L31 48ZM42 47V46H41ZM79 47H78V49H79ZM152 47V48H153ZM220 47V48H219ZM250 47H251V45H250ZM254 47V46H253ZM253 47H251V48H253ZM38 48H40L39 47V45H38ZM37 48V49H38ZM149 49L151 48V47H148ZM167 48H169V47H167ZM234 48H235V50H234ZM250 48V49H251ZM59 49V48H58ZM154 49V50H155ZM227 49H229V51L227 50ZM242 49V50H243ZM245 49H249V47L248 48H245ZM249 49V50H250ZM254 49V48H253ZM22 50V49H21ZM40 51H41V48L39 49ZM39 50L37 51V52H39ZM43 50V49H42ZM47 50V49H46ZM50 50V49H49ZM77 50V49H76ZM147 50H148V52H147ZM248 50V51H249ZM255 50V49H254ZM254 50H253V52H254ZM258 50V49H257ZM25 51V50H24ZM52 51V50H51ZM220 53H219V52ZM14 52V53H13ZM32 52V51H31ZM94 52V53H93ZM150 52V53H149ZM169 52V53H168ZM190 52V51H189ZM192 52H193V50H192ZM247 52V51H246ZM256 52V51H255ZM258 52V51H257ZM257 52L255 53L256 55H257ZM34 54H37L36 52H35V50H34V52H33ZM41 53H43V51L41 52ZM40 52H39V55L41 54ZM58 53V52H57ZM56 53V54H57ZM59 53H60V50H59ZM58 53V54H59ZM152 53H153V57H152ZM182 53L186 56V55H188L189 57H184V55H182ZM56 54H55V57H56ZM97 56H96V55ZM149 54H150V56H151V58H153V60H151V58H150V56H149ZM163 54L165 55V58H162L164 61V63L162 62V60L160 59L161 58V56L163 57ZM172 54V55H171ZM175 54H176V57H174V59H173V55L175 56ZM249 54H250V52H249ZM248 54V55H249ZM32 55V54H31ZM39 55L38 56H36V59L39 57ZM61 55V54H60ZM60 55H58L59 57H60ZM101 55H106V56H108V57H106V58H104V59H102L101 57H99L100 59H102L101 61H100V59L99 58H97L98 56H101ZM166 55H167V57L169 58V57H171V58H169L168 60H167V62H165L166 60ZM169 55V56H168ZM178 55H180V57L178 56ZM192 57H191V56ZM247 55V56H248ZM255 55V56H256ZM260 56H258L257 55V57H255L256 59H255V61L256 62H259L258 61V57H261V54H259ZM13 56H15L14 58L15 59H13L12 61H11V57H13ZM27 56V55H26ZM30 56V55H29ZM42 56V54L40 55V57ZM62 56V55H61ZM88 56V55H87ZM93 56V57H94ZM181 56L182 57H184L185 59H183V58H181ZM224 56H226V58L224 57ZM262 56H264V54L262 55ZM44 57H45V54H44ZM90 57V56H89ZM223 57V59H221ZM247 58H250V56L249 57H247ZM263 58V57H262ZM47 59V58H46ZM98 59V60H97ZM161 61V65L160 64H157V65H160L159 67H162L161 69L160 68H158V72H157V74H155L154 75V73H156V63H157V61H159V60ZM172 59V61H169V60H171ZM251 59V58H250ZM264 59V58H263ZM33 60V59H32ZM56 60V59H55ZM59 60V59H58ZM57 60V61H58ZM92 60V61H93ZM260 60V59H259ZM36 61L37 62H39L38 64H37V66L35 67V69H34V63H36ZM61 61V60H60ZM70 61V60H69ZM89 61H90V65H87V64H89ZM91 60H88V62L86 61V67H90V68H87V71H89L88 73H90L91 75H93V73H95V75H93V77L94 76H96V75H98V76H100V78H97V76L95 77L96 79V81L94 80L93 82L95 83L96 82V84H99L100 82V84H102L103 83V85H104V81H106L104 78L105 77H102L103 75L101 74L100 75V73L102 72V70L100 71V68H102L100 65H98V66H96L97 64H95V63H91L92 62ZM160 61L158 62V63H160ZM223 61H224V63H225V65H226V67H228L229 69H231L232 70V68H230V67H236V73H237V71L239 72V74L237 73H233V74H228L227 72H229V73H232L233 71H231V70H226V71H224L225 69H227V68H225L224 69V67H223ZM254 61V60H253ZM54 62V61H53ZM215 62H217L216 64H218L219 63V66H220V70H221V73L222 72H226L228 75H230V76H232L233 75V77H230V78H234L235 76V82H236V85H237V82H239L241 79H242V81H245V80H248L249 81V79H252V80H250V84H248V85H246L245 86V90L246 91H244V93L242 92L243 90H242V88L243 87H241V85H237L236 86V90H237V87H239L238 89H241V94H239V92L238 91H240V90H238L237 92H238V94L235 92V93H229L228 95H229V97H231L232 99H231V103L232 102H234L233 104H230V101H226V100H228V99H230L229 97L227 98V97H225V96H222L223 95V91H219V89H216L215 90V88H214V85L216 84L214 81L212 82V88H211V86L209 87L210 88V90L209 89H207L206 90V88H205V90L206 91H208V92H205V90H204V87H208V86H206L207 85V82H205L206 80H205V76H206V73H208V75L207 76H209V78L211 79L212 77H216L217 79H218V77H221V76H223L222 74H221V76L218 74V73H216V71L217 72H219L220 73V71H218V70H216L215 68H216V64H215ZM256 62H255V64H256ZM20 63V62H19ZM18 63V64H19ZM66 63H68V62H66ZM72 63H73V61H72ZM74 63H76L75 61H74ZM73 63V64H74ZM166 63V64H165ZM221 63V64H220ZM17 64V65H18ZM55 64V63H54ZM61 64V63H60ZM63 64V63H62ZM73 64H68V66H72ZM95 64V65H94ZM41 65V66H40ZM51 65V64H50ZM92 65V66H91ZM189 65H191V67L189 66ZM194 65V68L192 67ZM203 65H207L206 67L208 68H205V69H207L209 72H206L207 70H205V69H203L204 67H203ZM262 66H264V60L262 61V64H261ZM23 66V68H25ZM58 66V65H57ZM74 66H76V68H77V65H74ZM195 66H196V68H195ZM218 65H217V67H219ZM245 66H248L249 67V70L248 71H245L244 69H245ZM259 66V64L257 63V67ZM29 67V68H28ZM31 67V68H30ZM40 67V68H39ZM43 67V68H44ZM85 67V68H86ZM95 67H98V69L97 68H95ZM100 67V68H99ZM158 67V66H157ZM201 67H203V68H201ZM210 67H212V68H214V71H213V69H211ZM221 67H222V69H221ZM248 67H246V68H248ZM260 67V66H259ZM39 68V69H38ZM93 68V69H92ZM94 68L97 70V71H99L100 73H98L96 70H94ZM209 68H210V70H209ZM239 68H241V69H239ZM243 68V69H242ZM36 69H37V73H39L38 75L36 74ZM50 69H52V68H50ZM49 69V70H50ZM65 69H67V71L65 70ZM84 69V68H83ZM90 69V70H89ZM106 69V70H107ZM219 69V68H218ZM224 69V70H223ZM235 68H233V70H234ZM238 69V70H237ZM261 69H262V67H261ZM264 69V68H263ZM262 69V70H263ZM7 70L9 71V72H7ZM44 70V69H43ZM44 70V71H45ZM54 70H55V68H54ZM86 70V69H85ZM84 70V71H85ZM106 70H104L102 73H105L106 72ZM156 70V71H155ZM205 70V72H203ZM241 70V71H240ZM14 71V70H13ZM72 71V70H71ZM70 70H69V72L70 73H72ZM83 71V70H82ZM87 71H85L86 73H87ZM213 71L215 74H216V76L214 75V73H211V72ZM259 71H261L260 69H259ZM7 72V73H6ZM19 72V71H18ZM40 72H41V75H40ZM81 71H79L77 74H79ZM85 72L82 74V75H84L85 74ZM96 72H97V74H96ZM235 72V71H234ZM262 72H263V74H262ZM16 73V72H15ZM51 73H52V70H51ZM63 73V74H64ZM70 73H68L67 72V74L68 75H70ZM76 74V73H75ZM74 74V75H75ZM211 76H210V75ZM218 74V75H217ZM236 74V75H235ZM262 74V76H264V71H261V73H260V75ZM35 75H37V76H35ZM42 76V78L40 77V76ZM46 75V76H47ZM53 75V74H52ZM85 75H87V74H85ZM89 75V74H88ZM88 75H87V77H88ZM89 76L88 78H89V80L92 78V76ZM155 77H153V76ZM157 75V76H156ZM227 75V76H228ZM235 75V76H234ZM238 75H240V76H238ZM44 76V77H43ZM67 76V75H66ZM77 76V75H76ZM150 76H152L151 77V79L149 78ZM237 76H238V78H240L241 77V79H239L238 80V78H237ZM254 78H253V77ZM29 77V78H28ZM38 77V80H36V78ZM48 77V76H47ZM71 77V75L70 76H68V78H70ZM74 77V76H73ZM78 78V80H79V78H82V76H77ZM86 79L85 80H88V78L86 77V76H84ZM91 77V78H90ZM110 77V76H109ZM156 77L158 78V80H156ZM198 77H199V79H198ZM226 77V75H224V77L223 78H225ZM252 77V78H251ZM261 77V76H260ZM33 78V79H32ZM41 78V80L43 79V80H45V81H41L40 82V79ZM59 78V79H58ZM102 78V79H101ZM148 78L153 82V84H154V82H155V80L156 81H159V85L158 84H156V83H158V82H156L154 85H158V86H156V87H154V88H152V90H153V94L154 93H160V94H162V99H163V97L165 96V95H167L168 97H169V101L167 100V98L166 97H164V99L166 100V102L168 101V103L170 104V107L172 108L173 106H174V111H175V107H176V105L175 104H177L178 102H179V104L180 103H184V107H182V108H184V110H185V103H186V101L185 100H187V99H189V101H190V104L192 103L191 101H195V102H193V105L191 104H189V102H188V100H187V102H188V104H186V106L188 105V107H186V110L184 111L183 109L181 110V111H184V115H183V113L179 110V109H181L180 107H179V109L178 108H176V111L173 113V115H169V114H167L168 112H166L165 113V115L164 116H166V114L168 115V116H170L172 119H171V121H168L169 119L168 118H166V117H164L163 116V118L162 119H159V118H157V119H159L160 121H164L165 123H163V124H160V125H157V133H155L156 134V136H157V134H158V138L155 136V134H153L154 132L153 131H155L156 132V129L154 128L155 126H156V124H157V122L155 121V113H156V111L155 110H157L156 108L155 109H153V110H151L153 107H155V106H153L154 105V103H156V102H159L160 100H162L161 98L160 99H158L159 101H157V99L155 98L156 96H155V94H154V97H152L151 95L149 96V94H148V96H147V92H149V91H151L150 89H149V91L147 90V86H150L149 84L151 83L149 80H148ZM213 78V80H215ZM222 77L221 78H219L220 80L221 79H223ZM262 78V77H261ZM29 80L28 82L26 81V80ZM84 79V78H83ZM99 79H101V81H99ZM104 79V81L102 82V80ZM152 79H154V81L152 80ZM210 79H209V81H210ZM226 79H229V76H228V78H226ZM238 81H237V80ZM51 80V81H52ZM147 80H148V82H150V83H148L147 82ZM219 80V81H220ZM224 81H225V79H223ZM222 80V81H223ZM230 80V79H229ZM256 81L255 82H257V80L258 81H260V79L258 78V79H255ZM39 81V82H38ZM71 81V80H70ZM73 81V80H72ZM208 81V82H209ZM218 81V80H217ZM232 81H233V79H232ZM27 82V83H26ZM44 82V83H43ZM79 82V81H78ZM81 82H84V81H80V85H81V87L83 86L82 84H81ZM87 82H89V81H87ZM99 82V83H98ZM106 82H108V80L106 81ZM106 82H105V85H106ZM203 82V83H202ZM221 82V81H220ZM226 82V81H225ZM251 82H253V83H251ZM42 83H43V85H42ZM77 83V82H76ZM91 83V82H90ZM204 83H206V84H204ZM224 83V82H223ZM228 83V82H227ZM234 83V82H233ZM240 84H241V82H239ZM23 84V83H22ZM49 84H50V82H49ZM53 84H54V82H53ZM70 84V85H69ZM87 84V83H86ZM92 85H94L93 83H91ZM98 85L96 88H98V90H99V87L101 86V85ZM222 84V83H221ZM229 84V83H228ZM232 84V83H231ZM247 84V83H246ZM65 85V86H64ZM77 85V84H76ZM80 85H78V89H79V86ZM92 85L90 86V85H88V87H89V89H90V87H92ZM102 85V86H103ZM104 85V86H105ZM108 85H110L109 83H107V86H105L106 88L108 87ZM152 85V84H151ZM203 85H205L204 87H203ZM225 85V84H224ZM62 88H60V87ZM68 86H70V87H67ZM216 86V85H215ZM218 86V85H217ZM222 86V85H221ZM252 86V85H251ZM251 86L249 87V88H251ZM18 87V86H17ZM72 87L74 88V90L72 89ZM81 87H80V89H81ZM111 87V86H110ZM110 87H108V88H110ZM226 87H228V86H226ZM19 88V87H18ZM55 90H53V89ZM61 90H60V89ZM66 88V89H65ZM95 88V87H94ZM95 88V89H96ZM103 88V87H102ZM112 88V87H111ZM149 88V87H148ZM220 88V87H219ZM235 87L233 86L232 87V89H234ZM14 89V88H13ZM17 89V88H16ZM52 89V90H51ZM104 89V88H103ZM101 90L100 89V91H98V93H100V92H106V91H104V90ZM114 89V88H113ZM231 89V90H232ZM252 89V88H251ZM251 89H249L248 90V92L251 90ZM257 90H256V93H258L259 95H260V93L262 94V90H261V85H259L258 86V88H256ZM21 90H22V88H21ZM30 90V91H29ZM31 90H32V92H31ZM94 89H92L91 88V91H93ZM109 90V89H108ZM139 90H141V91H139ZM143 90V91H142ZM230 90V89H229ZM230 90V91H231ZM253 90V89H252ZM22 91H24V90H22ZM58 91V92H57ZM95 91V94L97 93V91L96 90H94ZM93 91V92H94ZM112 91V90H111ZM204 91V92H203ZM218 92V96H217V92ZM7 92L9 93V94H7ZM79 92V91H78ZM152 92V91H151ZM229 91H227V93H228ZM250 92H252V91H250ZM0 93V94H1ZM13 92H11V94H12ZM78 94V95H75V94ZM86 93V94H85ZM2 94V95H3ZM107 94V93H106ZM151 94V93H150ZM160 94H157V96L158 95H160ZM219 94H220V96H219ZM226 94V93H225ZM254 93L252 92V94H251V96L253 95ZM83 95H85V96H83ZM89 95V96H88ZM93 95V94H92ZM246 95V94H245ZM250 95V94H249ZM259 95H257L258 97H262V96H259ZM76 96L78 97V101L80 102V104L81 105H79V104H77V98H76ZM81 96V95H80ZM95 96V95H94ZM104 96V95H103ZM254 96V95H253ZM252 96V97H253ZM257 96H256V98H257ZM264 96V95H263ZM1 97V96H0ZM91 97H93V96H91ZM100 97H102L101 99H100ZM124 97H125V99H124ZM149 97V98H148ZM150 97L151 98H155V100H156V102H154L155 100L154 99H152V101L151 102H153V105H152V103L149 101L150 100ZM160 97H161V95H160ZM219 97H221V99L219 98ZM238 97V98H237ZM250 96H248V98H249ZM255 97V96H254ZM2 98V97H1ZM4 98V97H3ZM75 98H76V100H75ZM159 98V97H158ZM173 98V99H172ZM187 98V99H186ZM223 98H227L226 100H223ZM247 98V99H248ZM256 98H254L255 99V101H256ZM88 99L90 100V101H88ZM100 99V100H99ZM110 99V100H109ZM122 99H124V101L122 100ZM126 99L128 100V101H126ZM129 99L131 100V101H129ZM170 99H172L171 101H170ZM192 99H194V100H192ZM263 100L264 101V98H259V100ZM1 100V99H0ZM73 100H75V106H78V107H75L74 105H73ZM154 100V101H153ZM174 100H176V101H178L177 103L175 102V104L172 106V104H173V102H174ZM253 100V98L252 99H250V101H251V103L250 104H252V102L254 101H252ZM258 100V99H257ZM1 101H3V100H1ZM87 101H88V103H87ZM92 101V102H91ZM147 101H149L148 102V104L149 103H151V105H147ZM180 101H182V102H180ZM185 101V102H184ZM123 102H125L126 104H127V102L129 103L128 105H130L131 103V108H128L129 106H127V105H125V103L123 104ZM164 102V100L162 101V103ZM165 102V103H166ZM171 102H172V104H171ZM261 102V101H260ZM259 102V103H260ZM160 103V102H159ZM159 103H157V104H159ZM248 103V102H247ZM254 103V102H253ZM179 104H177V106L179 105ZM244 104H246L245 103V101H244ZM255 104L256 105H258L256 102H255ZM254 104V105H255ZM72 106V108L70 109V111H72V109H73V107H75L73 110H76V111H78V112H76L75 111V113L77 114L78 113V116H75V117H78V120H79V123H77V124H75V129L74 130H72L73 132L75 131V132H77L78 133V131H79V133H78V135L80 134V136H81V139H84V137L85 136H82V135H84V133L87 131V135L88 136H90L89 138H85L86 140V142L87 143H89L90 142V140H91V136L92 135H90V133H92L93 134V136H94V138L92 139V142H90L89 144L90 145H92L93 146V144H94V146H95V139H97L98 141H96V142H98V144H96V146L94 147V149L95 148H97V150L95 149V152H97L95 155L93 154V156H97V154H99V153H101L100 155H98V158H100V159H96L95 160V158H93L92 157V154H91V151L92 150H94L93 148H92V146H91V148L90 147H88V146H86L87 144H85V141L83 142V149H84V147L86 146V148L88 147V148H90V150H88V148L85 150V151H83V149L81 150V148H82V143H80L81 142V139H80V136H78L77 134H75V135H77L79 138H76L77 136H74V135H72V131H71V133H70V131H69V129H71L70 127H68V125H66L67 124V122H69L68 120H66L67 119V116H66V119H64V117L65 116H63V114H64V112L66 111L65 110V108L66 107H68V106ZM85 105V106H86ZM125 105V106H124ZM162 104H159V106L158 107H160ZM180 105H182V104H180ZM255 105V106H256ZM264 105V103L262 104V106ZM101 106V107H100ZM124 106V107H123ZM169 105H165L164 107L168 110V107ZM243 106V107H242ZM246 106V105H245ZM251 106V105H250ZM253 106V105H252ZM83 107H84V105H83ZM149 107V109H148V111H147V108ZM164 107H162V108H164ZM254 107V106H253ZM261 107V105H258L257 106V108H256V110H260V111H256L255 110V114H254V116L253 117H251L250 118V120H249V118L247 119V120H249L248 122L249 123H253V124H258V125H260L259 123H261V124H264V109L262 108V109H259V108ZM70 107H68V109H69ZM85 108H87V107H85ZM127 108V109H126ZM164 108V109H165ZM190 108V109H189ZM245 108V107H244ZM248 108V107H247ZM247 108H246V111H247ZM67 109V110H68ZM106 109V110H105ZM165 109V110H166ZM170 109V108H169ZM173 109V108H172ZM171 109V110H172ZM177 109L181 112V113H179V111H178V113H177ZM231 109V110H232ZM236 109V108H235ZM89 110V111H88ZM97 110V111H96ZM98 110H100L101 112H100V114L102 115V116H105V113H107V112H105V111H108V114H106V117H107V121L106 122H108V123H110L111 122V131H110V129H109V127L107 126V125H109V124H105V123H103L104 121H102V118L103 117H100L99 116V111ZM158 110H160V108H158ZM243 110H244V112H243ZM51 111H53V113L51 112ZM58 112V114H57V112ZM69 111V112H70ZM84 111V112H83ZM91 111H94V112H91ZM170 111V110H169ZM235 111V110H234ZM42 112H45V113H42ZM51 112V113H50ZM88 113L89 112V115L88 114H86V113ZM98 112V114H95V113H97ZM103 112H104V114H103ZM151 112H152V114L154 115V116H152L151 117ZM154 112V113H153ZM159 112H161V110L159 111ZM162 112H163V110H162ZM231 112V111H230ZM230 112H228V113H230ZM71 113H72V115H73V111L72 112H70V116H71ZM75 113H74V115H75ZM90 113H91V115H90ZM94 113V114H93ZM149 113V114H148ZM171 113V114H172ZM175 113H177V115L175 114ZM246 113V112H245ZM47 114V115H46ZM48 114H49V116H48ZM50 114H54L53 116H51ZM55 114H57L58 116H55ZM67 114V113H66ZM85 114V115H84ZM93 114V115H92ZM148 114V115H147ZM161 113H159V115H160ZM187 114V113H186ZM190 114V113H189ZM193 114H191V115H193ZM225 114H227V113H225ZM232 114H234L233 112H232ZM1 115V114H0ZM46 115V116H45ZM73 115V116H74ZM107 115H109V116H107ZM157 115H158V113H157ZM156 115V116H157ZM228 115V114H227ZM241 115H243V114H240V117H242ZM43 116H45V118H43ZM51 116V117H50ZM68 116H69V114H68ZM85 116H86V119H85ZM101 118H99V117ZM149 118H148V117ZM187 116H188V114H187ZM245 116V115H244ZM3 117L4 116H1V118H0V125H2V126H4L3 124H4V120H3ZM16 117V116H15ZM52 117H53V119H52ZM54 117H55V120H54ZM57 117V118H56ZM95 117V118H94ZM109 117V118H108ZM157 117H160V116H157ZM188 117H191V116H188ZM194 117H192V118H194ZM216 117V118H215ZM223 117H224V115H223ZM234 117V116H233ZM6 118H8V117H6ZM21 118V117H20ZM69 118V117H68ZM96 119V118H98L100 121H102V124L99 122V120H94V119ZM147 118H148V120L150 119V121L151 122H148L147 121ZM154 118V119H153ZM164 118H166V120H164ZM184 118V120L186 119H189V118H185V117H183ZM183 118H181V116H180V119H179V121L180 120H183ZM222 118V117H221ZM225 118H226V115H225ZM229 118V117H228ZM243 118V117H242ZM11 119V118H10ZM16 119V118H15ZM104 119V118H103ZM109 119V120H108ZM168 119V120H167ZM12 120V119H11ZM20 120V119H19ZM34 120V119H33ZM64 120H66L67 122H66V127H64L65 125H64ZM69 120H71V117L69 118ZM76 120V119H75ZM78 120H76V121H78ZM85 120H87V123H86V121ZM241 120V119H240ZM243 120V119H242ZM2 121V122H1ZM5 121H7V123L6 124H9L8 123V119H6ZM10 121V120H9ZM56 121L58 122V123H56ZM152 121H155V123L153 124V125H155L153 128V130L152 129H147V128H150V126L152 125H150V126H148V124H150V123H153ZM158 121V120H157ZM193 122V119L191 120V118H190V122ZM225 121V125L229 122V123H232V122H234V120L232 121V120H224ZM14 122V121H13ZM55 122V123H54ZM147 122H148V124H147ZM181 122V121H180ZM187 122L189 123V120H187ZM218 122V121H217ZM222 122V121H221ZM3 123V124H2ZM22 123H25V122H22V120H21V123L20 124H22ZM45 123V124H44ZM73 123V122H72ZM184 121H183V125H184ZM194 123H195V121H194ZM215 123H216V121H215ZM228 123V124H229ZM11 124V123H10ZM105 124V126H107V128L109 129V132H107L108 130L107 129H105V130H107L106 132H105V130L102 128L103 127V125ZM158 124H159V121H158ZM182 124V123H181ZM180 124V125H181ZM193 124V123H192ZM195 124V125H196ZM220 124V123H219ZM227 124V125H228ZM14 125H16V124H14ZM24 126H25V124H23ZM77 125V126H76ZM100 125V126H99ZM102 125V126H101ZM162 125V126H161ZM174 125V124H173ZM180 125H179V127H180ZM187 125V124H186ZM194 124H193V127L195 126ZM196 125V126H197ZM199 125H198V127H199ZM206 125V126H207ZM211 125V124H210ZM230 125V124H229ZM234 125V124H233ZM6 126V125H5ZM8 126V125H7ZM18 127H19V124L17 125ZM69 126H70V124H69ZM94 126V127H93ZM105 126H104V128H105ZM158 126H160V127H165L166 128V130H164L165 128L163 127V128H161V130L160 129H158ZM188 126V125H187ZM190 126V125H189ZM203 126V125H202ZM213 126H216V124L215 125H213ZM224 126V125H223ZM16 127V126H15ZM47 127H48V129H47ZM113 127V128H112ZM159 127V128H160ZM171 127H173V129H171ZM177 127H178V123H177ZM201 127V126H200ZM231 127V126H230ZM30 128V127H29ZM68 130H67V129ZM151 128H152V126H151ZM181 128V127H180ZM183 128H184V126H183ZM211 128H212V125H211ZM220 128V127H219ZM223 128V127H222ZM14 129V128H13ZM23 129L24 128H22V131H23ZM42 129V128H41ZM77 129V130H76ZM164 131H163V130ZM185 129H186V127H185ZM197 129V128H196ZM195 129V130H196ZM236 129V128H235ZM259 129H260V127H259ZM258 129V130H259ZM65 130V131H64ZM80 130H81V132H80ZM95 130V132H93ZM149 131V133H151L152 132V134L151 135H153L152 136V138L149 136L148 138H147V136H148V134H147V132ZM152 130V131H151ZM162 131L161 133L163 134H166V137H164L162 134H160L159 135V132L160 131ZM184 130V129H183ZM188 130V129H187ZM190 130V129H189ZM193 130V129H192ZM192 130H190L191 132H192ZM213 130V129H212ZM212 130H211V132H212ZM228 130H230V129H228ZM2 127L0 126V133H2ZM19 128L17 129V134H19ZM22 131H20V133H22ZM24 131L26 132V130L24 129ZM23 131V132H24ZM67 131H69V132H67ZM159 131V132H158ZM175 131H178V130H175ZM194 131V130H193ZM262 131V130H261ZM11 132H13V131H11ZM29 132V131H28ZM39 132H42V131H39ZM50 132V133H49ZM61 132H62V134L64 133V132H67V133H70V135L71 136H69V134L67 135V133H66V135H62L61 134ZM172 132H173V134H172ZM227 132V131H226ZM229 132V131H228ZM4 133V132H3ZM177 133V132H176ZM175 133V134H176ZM190 133V132H189ZM188 133V134H189ZM233 133H234V131H233ZM264 133V132H263ZM262 133V134H263ZM5 134V133H4ZM3 134V135H4ZM13 134H14V136L15 135H17V134H15V131L13 132ZM35 134V133H34ZM74 134V133H73ZM222 134V133H221ZM7 135V134H6ZM3 136L2 137V135H1V137L4 139V141H3V139L0 137V142L1 143H3V142H7L6 144H8L9 142H11V143H9L8 145H9V147H7L6 145H5V143H3V144H1L3 147L4 146H6V147H4V148H9V151H7L8 149H5L4 150V148H3V150H0V152H1V154H0V156H3V155H5V154H7V152H9L10 153V151L11 152H14V151H16L15 152V154H19L20 156L19 157H17L16 155H14V153L12 154V156H14V161H15V159L18 161V159L22 156V154L24 155V153L26 152V150H24L23 151V153L21 152H19V151H21V150H23V149H25V147L23 146V144H22V146L24 147V148H22L20 145H21V139H20V141H18L19 140V136L17 135V136H12L11 135V138L12 137H14L16 140L14 141V138H12L13 139V141L10 139V136L8 137V136ZM10 135V134H9ZM25 135V134H24ZM161 135L163 136L162 138H161V140L159 139L160 137H161ZM168 135V136H169ZM190 135V134H189ZM224 135V134H223ZM231 135H234V134H231ZM68 137L69 136V138H67V139H65V140H72L71 139V137L72 138H74L73 140L75 141V139H76V141L75 142H71V141H69L72 145H74L75 143L77 144H81V147L79 146V147H76L75 145L74 146H71V144H70V146L71 147H69L68 146V148H67V145H69V144H66V148H65V145L63 146V144H65V143H67V141L66 142H64L65 140H63L64 139V137ZM96 136H98V138H100L101 139V141L98 139V138H95ZM177 136H178V133H177ZM4 137H6V138H9V142L8 141H5V140H7L6 138H4ZM18 138V140H17V138ZM25 137H27V136H25ZM34 137V136H33ZM65 137V138H66ZM87 137V136H86ZM157 138V143H158V148L157 147H153V145L152 144H148V143H152V141H153V139L154 138ZM170 137L171 136H169L168 137V139H167V141L168 142H170L171 141V139H172V137H171V139H170ZM176 137V136H175ZM227 137V136H226ZM22 138V137H21ZM47 138H50V137H47ZM61 138H63V139H61ZM150 138V139H149ZM155 138V139H156ZM178 138V137H177ZM225 138V137H224ZM232 138V137H231ZM51 139V138H50ZM57 139H51V140H55V141H53V143L54 142H57L56 140ZM61 139V140H60ZM78 139H80V140H78ZM90 139V140H89ZM151 139H152V141H151ZM169 139H170V141H169ZM174 135H173V139H172V141H174ZM179 139H180V137H179ZM226 139V138H225ZM3 142H2V141ZM63 140V141H62ZM89 140V141H88ZM150 140V141H149ZM178 140V139H177ZM228 140H230V138L228 137ZM16 141H18V142H16ZM50 141V140H49ZM80 141V142H79ZM149 141V142H148ZM16 142V144H14ZM20 142V145L18 144ZM101 142H102V144H101ZM162 142V141H161ZM202 142V141H201ZM226 142H228V141H226ZM51 143L52 142H50V145H51ZM52 143V144H53ZM74 143V144H73ZM155 143H156V140H155ZM165 143H167L166 141H165ZM13 144L14 145H19V147H21L20 149H19V147L17 146L16 148L17 149H19L18 151L16 150V148L14 149V151H12V150H10L12 147H14L13 146ZM163 144V143H162ZM228 144V143H227ZM229 144H230V142H229ZM12 145V146H11ZM98 145V146H97ZM103 145V147H101V146ZM151 146L152 148H157L158 149V152L157 151H155L156 153H158V154H155V155H153L150 151H152V150H154V149H150L149 148V146ZM10 146H11V148H10ZM61 146V147H60ZM34 147V146H33ZM55 147V148H54ZM100 147V148H99ZM106 147H104L107 151H108V149L106 148ZM242 147V146H241ZM1 148V149H2ZM46 148V147H45ZM111 148L113 149V150H115V152L114 151H112L111 150ZM148 148V149H147ZM164 148V147H163ZM224 148V147H223ZM13 149V148H12ZM27 149V148H26ZM40 149V148H39ZM42 149V148H41ZM40 149V150H41ZM46 149V150H47ZM55 149V150H54ZM77 149L79 150V152L77 151ZM103 151H102V150ZM150 149V150H149ZM156 149V150H157ZM166 149V148H165ZM181 149V148H180ZM206 149V148H205ZM40 150H38L39 152V155H40ZM63 152H62V151ZM76 150V151H75ZM98 150H101V152H98ZM149 150V151H148ZM3 151V152H2ZM7 151V152H6ZM33 151V150H32ZM42 151H45V150H41V152ZM62 153H61V152ZM70 151V153L69 154H71V153H73V154H71V155H69L68 154V152ZM73 151V152H72ZM80 151L82 152V153H80ZM86 151H88V152H86ZM112 151V152H111ZM5 152V153H4ZM19 152V153H18ZM47 152V154L49 155V153ZM95 152H93V153H95ZM114 152V153H113ZM148 152H150V153H148ZM155 152H153V153H155ZM160 152V153H159ZM168 152V151H167ZM184 152V151H183ZM2 153H3V155H2ZM27 153L29 154V152L27 151ZM46 153V152H45ZM58 153L60 154V155H58ZM26 154V153H25ZM46 154V155H47ZM75 154V155H76ZM80 154H82V155H80ZM115 154H116V156H115ZM148 154H151V156L150 155H148ZM164 154H165V152L163 153V155H161L160 156V158L162 157L163 158V156H164ZM180 154V153H179ZM39 155H37V156H39ZM41 155H42V157L40 156V158H44V155L41 153ZM148 155V156H147ZM153 155V156H152ZM169 156H170V159H171V153L170 154H168ZM203 155V154H202ZM202 155H200V156H202ZM11 155H9L8 157H10V158H12L13 159V157H12ZM17 158H16V157ZM25 156V155H24ZM23 156V157H24ZM28 156V155H27ZM26 156V157H27ZM56 156V157H57ZM71 156V157H70ZM4 157V156H3ZM46 157L47 156H45V160H46ZM49 157V156H48ZM55 157V158H56ZM59 157H57V159L59 158ZM149 157L151 158V157H153V158H151L152 160H150L149 159ZM168 156H166V154H165V157L164 158H166L165 159V161H164V159H160V158H158V159H156V162L157 161H161L160 162V164H159V162H158V164L159 165H162L163 163L166 165L167 164V160H168V158H167ZM5 158V157H4ZM60 158H59V160H60ZM69 158H70V160H69ZM90 158V159H89ZM97 158V157H96ZM132 158V162L134 161V163L135 164H132V163H130V159ZM147 158L150 160H148L149 162H147ZM240 158V157H239ZM1 159V158H0ZM81 159V158H80ZM92 159H94L95 161H92V164L90 163V162H88V163H86L87 161H91ZM20 160H21V158H20ZM44 160V159H43ZM51 160V159H50ZM105 160V161H106ZM155 160V159H154ZM1 161V160H0ZM5 161V160H4ZM7 161V160H6ZM12 161V160H11ZM79 161V162H78ZM86 161V162H85ZM163 161V162H162ZM167 161V162H166ZM156 162H154V163H156ZM6 163V162H5ZM18 163V162H17ZM20 163H21V161H20ZM48 163H49V161H48ZM51 163V162H50ZM60 163V162H59ZM63 163V162H62ZM96 163H98V162H95V164ZM15 164H16V162H15ZM69 164V165H68ZM99 164V163H98ZM97 164V165H98ZM153 164V163H152ZM157 164V163H156ZM154 165V166H152V167H155L156 166V168L153 170V168H152V171H153V173H154V175H155V170H157L158 168H157V166H159V165ZM163 164V166H165ZM49 165V164H48ZM136 165V166H135ZM7 166V165H6ZM5 166V167H6ZM13 166V165H12ZM20 166V165H19ZM26 166V165H25ZM50 166V165H49ZM89 166V167H90ZM162 166V167H163ZM167 166H169V165H167ZM167 166H165V168L167 169L168 168V170H169V167H167ZM27 167V166H26ZM45 167V166H44ZM75 167V168H74ZM88 167V168H89ZM150 168L149 169V175H147L148 174V172H147V168ZM162 167H161V169H160V167H159V169L158 170H162ZM13 168V167H12ZM52 168V169H53ZM59 168V167H58ZM67 168H70V169H67ZM172 168V167H171ZM9 169V168H8ZM166 169H164V171H166ZM158 170H157V172H158ZM151 171V172H152ZM172 171V170H171ZM171 171H167L166 173H168L167 175H169L170 174V172ZM54 172V171H53ZM160 172V171H159ZM162 172L163 171H161V174L160 175H162ZM172 172H174V171H172ZM55 173V172H54ZM70 173H69V175H70ZM165 173V172H164ZM163 173V174H164ZM213 173V172H212ZM159 174V173H158ZM57 175H58V173H57ZM62 175H64V174H62ZM166 175V174H165ZM164 175V176H165ZM172 175H174V174H172ZM171 175V176H172ZM156 176H159V175H157L156 174ZM155 176V177H156ZM170 175H169V177L168 176H165L166 177V179L168 178V179H171L172 177H171ZM150 178H152L151 176H149ZM160 177H162L161 178V180L159 179H157V181H162L163 179H165L163 176H160ZM171 177V178H170ZM159 178V177H158ZM154 179V178H153ZM165 179V180H166ZM167 179V180H168ZM173 179V178H172ZM171 179V180H172ZM176 178L174 177V180H175ZM152 180V179H151ZM165 180H163V183H164V181ZM173 180V181H174ZM68 181V180H67ZM72 181V180H71ZM170 180H168V182H169ZM69 182V181H68ZM75 182V181H74ZM73 182V183H74ZM149 182H150V180H149ZM148 182V183H149ZM153 182H155V181H153ZM162 183V184H163ZM170 183V182H169ZM172 183V182H171ZM170 183V184H171ZM68 184L66 185V186H68ZM74 184H76V183H74ZM170 184H166V186H169ZM76 185V186H77ZM152 186L154 185L153 183L151 184ZM150 185V187H152ZM156 186H158L157 188L158 189H160L159 188V185H158V182H156V184H155ZM161 186V185H160ZM65 187V186H64ZM155 187V186H154ZM162 188V187H161ZM70 189V190H69ZM74 189V190H75ZM167 189V188H166ZM105 190H108L109 191V193H108V191H107V193H106V191ZM155 190H156V187H155ZM154 190V191H155ZM161 190V189H160ZM56 191V192H57ZM152 191V190H151ZM157 191H159V190H157ZM63 192V193H62ZM113 193V195L112 194H110V193ZM53 193H55V191L53 192ZM92 193H93V195H95V196H93L92 195ZM147 193H149V195L147 194ZM157 193V192H156ZM56 194V193H55ZM59 194V195H60ZM160 194V193H159ZM159 194H158V196H159ZM57 195H58V193H57ZM92 195V196H91ZM104 195V196H103ZM151 195V196H150ZM161 195H162V191H161ZM160 195V198H162L163 196H161ZM176 195V194H175ZM174 195V196H175ZM91 196V197H90ZM103 196V197H102ZM113 196V197H112ZM149 198H148V197ZM71 197V198H70ZM81 197V198H80ZM96 197V198H95ZM98 197V198H97ZM63 198V197H62ZM74 198H75V196H74ZM95 198V199H94ZM148 198V199H147ZM159 198V197H158ZM159 198V200H161ZM180 198V197H179ZM64 199H65V197H64ZM104 199V198H103ZM137 199H139V200H137ZM89 200V199H88ZM99 200V202H97ZM151 200V201H150ZM158 199H156L155 201H159ZM155 201H153V202H155ZM161 201H163V199L161 200ZM161 201H160V203H161ZM177 201V200H176ZM175 201V202H176ZM67 202H66V204H67ZM89 202V203H88ZM153 202H151V203H153ZM99 203V204H100ZM151 203H148V205L149 204H151ZM156 203V202H155ZM158 204H159V202H158ZM68 205V204H67ZM91 205H92V207H93V204L91 203ZM94 205H95V202H94ZM138 206L139 208L141 207V208H144V209H141L142 210V213H144V214H141L140 215V217L142 218L141 220L142 221H138V223H136L137 222V220H140V217L137 219V217L139 216L138 215V213L139 212H136V214L135 215H138L137 217H135L133 214L135 213V211H141L139 208V210H136V209H134L135 208V206ZM153 205H155V204H151V206H153ZM160 205V204H159ZM158 205V206H159ZM174 205H176V204H174ZM75 206V207H76ZM100 206V207H99ZM137 206H136V208H137ZM150 206V205H149ZM150 206V207H151ZM156 206H157V204H156ZM162 206V204L160 205V207ZM82 207L80 208V209H78V211L79 212H81L80 210H84V208L82 209ZM154 207V210H153V208H152V211L153 212H151V211H149L150 213H159V214H154L153 216V218H155L156 216L155 215H159L160 216V213H161V211L160 210H158V211H156L155 212V210H156V208H155V206H153ZM169 207V206H168ZM181 207V206H180ZM184 207V206H183ZM79 208V207H78ZM87 208V209H86ZM131 209V212H128V213H133L132 215L134 216V217H132V218H130V220L132 221H128L127 222V225H128V223H134V225L135 224H138V225H135V228L137 229H135L134 228V226H133V224H130V225H132V226H130L133 230H131L130 229V227L128 228L127 226H124V225H122V224H124V222H125V214L127 213V211L126 210H128V209ZM159 208V207H158ZM193 208V207H192ZM77 209V208H76ZM97 209V210H96ZM132 209H134V211H132ZM186 209V208H185ZM74 210V209H73ZM84 210V211H85ZM164 210V209H163ZM169 210V209H168ZM180 210V209H179ZM128 211H130V210H128ZM167 211V210H166ZM173 211V210H172ZM186 211V210H185ZM83 212V211H82ZM82 212L80 213L81 215H82ZM126 212V213H125ZM176 212V211H175ZM181 212V211H180ZM120 213H122V215L120 214ZM123 213H125L124 215H123ZM128 213L126 214V216H128ZM76 214V213H75ZM115 214V215H114ZM131 215V216H132ZM142 215H144V217H142ZM149 215V214H148ZM120 216H123L124 217V221H122V217L120 218ZM158 216V217H159ZM162 216V215H161ZM160 216V217H161ZM173 216V215H172ZM129 217H130V215H129ZM128 217V218H129ZM149 217V216H148ZM194 217V216H193ZM127 218V217H126ZM135 218L137 219L136 220V222H134V220H135ZM150 218V217H149ZM163 218H164V216H163ZM66 219V218H65ZM132 219H134V220H132ZM147 219V218H146ZM156 219H159V221H160V218H155V221H156ZM162 219V218H161ZM167 219V218H166ZM67 221L68 220H70V219H66ZM65 220V221H66ZM152 220V219H151ZM175 220V219H174ZM71 221V220H70ZM70 221H68V223H70ZM150 221V220H149ZM167 221V220H166ZM169 221V220H168ZM181 221V220H180ZM154 222V221H153ZM170 222V221H169ZM174 222V221H173ZM87 223V224H88ZM144 223H146V224H148L147 222H146V220H145V222ZM159 223V222H158ZM167 223V222H166ZM165 223V224H166ZM7 224H9L8 222L4 225V227H3V229L4 230H7V229H12L10 232H14L15 233V231H13V230H16V228H17V230H18V232H17V235H19L20 233H21V235H23V237L24 236H29V235H31L32 233H29V232H27V230L25 229V228H22V226L23 225H20V227H19V225L17 226V227H15V226H13L12 225V223L10 222V224H9V226L7 225ZM70 224H73V220H72V223H70ZM69 224V226L71 227L72 226V228H70L69 226H67L68 228H70V232L69 231H67V232H69L68 234L63 230V232H65L66 233V235H68V240H70L71 239V237L69 238V236L70 235H72L73 233H75L73 236L76 238V237H78L77 235L78 234H80L81 236L83 235L82 233H85V230H87V229H89V228H87V227H85L83 224V230L81 229V227H82V225L80 226L79 224H81V223H74L73 225H70ZM77 224V225H76ZM145 224V225H146ZM150 224V223H149ZM161 224V223H160ZM170 224H171V222H170ZM55 225V224H54ZM80 226V228L78 227V230H76L77 229V226ZM126 225V224H125ZM155 225V224H154ZM153 225V226H154ZM74 226V227H73ZM89 226V227H90ZM144 226V225H143ZM162 226V225H161ZM167 227H168V225H166ZM178 226H179V224H178ZM177 226V227H178ZM53 227V226H52ZM55 227V226H54ZM60 227V229L58 228V230H60L61 231V226H59ZM67 227H66V229H67ZM123 227H125V228H123ZM129 229V231H128V229ZM145 227H148L147 225L145 226ZM157 227V226H156ZM167 227H165V228H167ZM57 228V227H56ZM56 228H54V230L56 229ZM74 228H76V229H74ZM85 228H87V229H85ZM141 228V229H142ZM169 228V227H168ZM1 229V228H0ZM65 229V230H66ZM72 229V230H71ZM73 229L74 230H76V231H73ZM82 230L81 231V233H80V231L79 230ZM85 229V230H84ZM125 229V230H124ZM127 229V230H126ZM150 229V228H149ZM154 229V228H153ZM159 228H157V230H158ZM184 229V228H183ZM68 230V229H67ZM90 230V231H91ZM152 230V229H151ZM3 231V230H2ZM57 231V230H56ZM55 231V232H56ZM132 231V232H131ZM139 232L138 234L136 233V232ZM162 231V230H161ZM58 232V231H57ZM72 232V233H71ZM87 232H89V230L87 231ZM135 232V234H131V233H134ZM155 232V231H154ZM71 233V234H70ZM76 233H77V235H76ZM147 233H148V231H147ZM152 233V232H151ZM160 233H162V232H160ZM165 233H167V232H165ZM164 233V234H165ZM172 233V232H171ZM179 233V232H178ZM16 234V233H15ZM59 234H60V232H59ZM86 234V235H85ZM84 235L88 238L89 237V235L91 234V236L90 237H92V233H89V234H87V233H85ZM163 234V233H162ZM180 234H182V233H180ZM21 235H20V237H21ZM37 235V234H36ZM56 236H58V234L56 233L55 234ZM64 235V234H63ZM66 235H64V236H66ZM79 235V240H82V246L84 247L85 246V244L86 243H88L89 241L91 242V240H92V243H95V242H93V239L95 238H90V239H87V238H85V239H87V240H85V239H82V237ZM94 235V234H93ZM96 235V234H95ZM150 235V234H149ZM154 235V234H153ZM159 235V234H158ZM167 235V234H166ZM175 235V234H174ZM31 236H33V235H31ZM146 236V237H145ZM151 236H152V234H151ZM162 236V235H161ZM22 237V238H23ZM34 237H37V236H34ZM63 237V236H62ZM74 237H72V239L71 240H73L74 242L77 240V238H76V240H74ZM153 237V236H152ZM164 237H166V236H164ZM169 237V236H168ZM31 238H33V237H31ZM67 238V237H66ZM83 238H84V236H83ZM98 238V237H97ZM41 239V238H40ZM154 239V240H153ZM167 239V238H166ZM165 239V240H166ZM25 240H27V239H25ZM38 240V239H37ZM84 240H85V242L86 243H84ZM95 240V239H94ZM102 240H104V241H102ZM108 240V239H107ZM121 240L123 241V240H126V243H128L126 246H122L123 244L125 245V241L123 242V243H121ZM147 240H148V242H147ZM155 240H156V242L158 243H156L155 242ZM162 240V239H161ZM168 240V239H167ZM101 243H100V242ZM89 242V245H91V243ZM103 242H104V244H103ZM153 242V247H154V244L156 243V246L155 247H157V248H155V249H157V251L158 250H160L158 253H160L161 255L159 256V254L158 253H156L157 251L155 250V253L153 254V258H152V255H150V257H148L147 256V253L146 252H144V251H149V253H151L150 251H152V246L150 245L151 243ZM162 242V241H161ZM169 242V241H168ZM76 243V242H75ZM100 243V244H99ZM149 243V244H148ZM186 243V242H185ZM112 244V243H111ZM120 244H121V246H120ZM148 244V245H147ZM163 244V243H162ZM162 244H161V246H162ZM88 245V244H87ZM94 245V244H93ZM93 245H91V246H93ZM151 246L150 248L148 247V246ZM90 246V247H91ZM97 246V245H96ZM105 246H107V244L105 245ZM138 246H139V248H138ZM141 246H145L144 248H142L143 250H141L140 249V247ZM148 247V249L149 250H147V247ZM66 247V246H65ZM89 247V248H90ZM98 247H101V246H97V248ZM103 247V246H102ZM101 247V248H102ZM114 247V246H113ZM123 247V248H122ZM219 247V246H218ZM239 247V246H238ZM237 247V248H238ZM86 250H88V251H86L87 253L90 251L88 248H87V246H85L84 247ZM93 249H94V247H92ZM96 248V249H97ZM101 248L99 249V250H101ZM227 248V247H226ZM242 248V247H241ZM77 249H78V247H77ZM103 249V252H101L100 251V253H103V255L104 254H106L105 253V249L104 248H102ZM117 249V248H116ZM138 251H137V250ZM172 249V248H171ZM79 250V251H78ZM78 250H76V251H78L79 253H80V255H81V253L83 254V252H82V249H81V251H80V248L78 249ZM99 250H96V251H99ZM136 250V251H135ZM154 250V249H153ZM73 251V250H72ZM74 251H75V248H74ZM74 251H73V255H74ZM76 251H75V253H76ZM91 251H93L92 249H91ZM131 251H134V252H131ZM169 250L167 249V252H168ZM77 252V255L78 256H80L79 255V253ZM85 252V253H86ZM94 252V253H93ZM93 252H90V253H93V254H98V252H95V251H93ZM106 252H107V250H106ZM116 252H118V251H116ZM153 252V251H152ZM217 252V251H216ZM86 253V256L88 255L89 256V254H87ZM131 253V254H130ZM166 253V252H165ZM171 253V252H170ZM204 253V252H203ZM92 254V256H95V255H93ZM96 254V257L97 258H99L98 257V255ZM133 254V255H132ZM134 254H136L135 256H134ZM158 255L159 257H157L158 258V262H157V260L155 261L154 259H156L155 257V255ZM169 254V253H168ZM174 254V253H173ZM173 254L171 255L172 257H174L173 256ZM4 255V254H3ZM19 255V254H18ZM77 255L75 256V258L73 257V259H76V261L75 260H67L68 262H66L67 264H80L81 262L80 261H82L79 257H77ZM132 255V256H131ZM105 256H107V255H105ZM117 256V255H116ZM115 256V257H116ZM162 256V257H161ZM70 257V256H69ZM82 257H83V260L84 261H82V264H89V263H87V260H89L90 259V263L91 264H102V262H103V259H102V261H100L101 259L100 258H102V257H100L99 259H96L95 260V258H94V260L92 259V257L90 258V256L88 257L89 259H85V258H87V257H85V256H83L82 255ZM85 257V258H84ZM123 257V258H122ZM128 257H130V258H128ZM135 257V258H134ZM147 257L148 258H150V259H153L152 260V262L150 261H147ZM167 257V256H166ZM179 257V256H178ZM214 257V256H213ZM221 257V256H220ZM71 258V257H70ZM108 258V257H107ZM127 258H128V260H127ZM132 258H134V260L132 259ZM163 258V259H162ZM167 258H169V256L167 257ZM3 259V258H2ZM78 259H79V261H78ZM116 259V260H115ZM149 259V260H150ZM173 259V258H172ZM92 260V261H91ZM109 260H110V258H109ZM86 261V263H83V262H85ZM100 261V262H99ZM115 261V262H114ZM122 261V264H124V262ZM167 261V260H166ZM1 262L2 263H4L2 260H1ZM35 262H37V261H35ZM106 261L104 260V263H105ZM116 263V264H120V263ZM148 262V263H147ZM2 263H0V264H2ZM34 263V262H33ZM32 263V264H33ZM62 264H64L63 262H61ZM60 263V264H61ZM65 263V264H66ZM103 263V264H104ZM165 263V262H164ZM175 262H173V264H174ZM232 263V262H231ZM107 264H109V262L107 263ZM169 264V263H168ZM233 264H234V262H233Z\"/></svg>",
  "mask_w": 264,
  "mask_h": 264
}]
</instances>
